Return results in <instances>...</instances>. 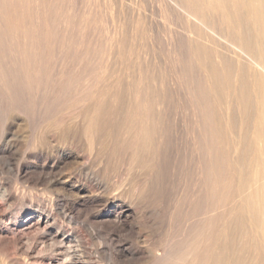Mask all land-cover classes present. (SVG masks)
I'll return each mask as SVG.
<instances>
[{"label":"rangeland","instance_id":"obj_1","mask_svg":"<svg viewBox=\"0 0 264 264\" xmlns=\"http://www.w3.org/2000/svg\"><path fill=\"white\" fill-rule=\"evenodd\" d=\"M20 1L21 0H19V2ZM34 1L36 2V4L33 3ZM44 1L42 0L41 2L43 4L47 3V0L45 2ZM49 1H51V2L56 1V2H52L55 4V5L53 4V6H52L51 2L49 3L48 7L46 4L44 5L47 8H49V6L52 7V8H49L50 12L52 11V13H53L54 9H57L59 7H60L59 9L62 8V10L64 8H66L63 10L65 12L57 9V12L58 11L60 13L62 12L60 15L63 16V18H64L63 19L58 13L59 19L62 18V20L58 19L59 20L58 23L60 26H61V24H63L61 26L62 28L58 25L59 26L58 30H60V28H61V30L64 31L63 26L64 27L66 26V29L69 28L68 29L69 31L65 29L64 32H66V31L70 32V33H68L69 36L73 35V37H71V39L65 40L68 42V44L66 42H63V41L60 42L61 40L57 41V45H58L57 47L60 49L58 50V48L57 49L55 48V61H57L56 64L60 63V61H59L60 59H58L60 56H61L60 58L62 60H66L67 58H68L67 61L70 60L69 57L71 55H69V54L73 53V50H72L73 47L71 45H72V43L77 42V41L78 42L84 41L83 43L85 44V46H83L82 50H87V51H83V53L85 52L84 54L89 52L90 49L94 53L93 54L90 51L88 54H86L87 56L92 57V60H91V58L87 57V59L88 58L90 59L89 62L87 61V59L85 61L86 65H89V66H86L85 68L90 69V70L88 69L89 71H87L88 74H83L84 71H81L80 69H78L79 73L76 71L77 75H80V76L82 75V77L85 75L84 78L87 79L86 83L88 82L89 84L84 83V87L85 86L90 87V90L87 88L88 89V91L86 92L87 95L85 96V98H83V100H80V102L75 101V103L73 104L75 106H73L72 103L68 104L66 107L71 106V109H68L69 107L68 108L65 107V110H68L66 112H70L69 110L72 111L70 113H73V111L76 112L75 110L78 107L77 112H79V114L81 112L84 113V112H87L92 107L91 104L94 103V101H93L94 98H96L95 102H97V99H98V101H100V107L102 108V110L104 112V116H106V119L104 117L103 122H102L104 124V125L102 124L103 128H105L106 126L113 128V129L110 128L111 129L110 131L113 130L112 131L113 134L112 133L110 134L111 142H112V139H114L113 142L116 145L111 146L110 149L112 152L116 149L115 156L117 154L119 155V156L117 155L116 158H114L115 156H111V158H113L112 159L113 162H116V165H118V163H117L118 161H119V165L122 164L123 162H125L126 160L128 161L130 159L129 153L133 152V150H134L133 149L134 147L132 145L133 143H132V140L130 137L131 136L130 133H132V134H134V132L136 133V130L138 131L139 126H145V127L150 126L149 131H151V125L153 124L152 125V131H151V133L152 132L153 133L150 134L149 132L143 131L142 136L148 137L150 139L153 138V141H155L154 137L156 139H158L157 136L160 137L158 140L155 141V143H157L155 145H157V146H154V144H152L153 141L148 143L149 147L150 146L151 147H150V149L147 150V155L150 154L149 157L151 156L152 159H154L153 156L154 157L156 156L155 157L156 160H154L155 161L154 162L151 159V157L149 158L151 160L148 159V161H152V163H154V165L152 164L154 168L152 167L151 170L150 169L147 170L148 169L147 168L145 170L144 169L141 170L142 172H139L140 170L137 171L138 169H135L136 172H132L133 171L132 170L131 171L132 174L130 173L131 174L130 176H132V177L127 176L126 182L128 181L127 182L128 185H127V187L125 186L124 190L125 189L129 190L133 186H135L134 188L138 187L139 189H145L147 187V189H145L144 196L138 198V200H136V202L134 204L136 206L132 207V206H130L131 205L130 201L127 199H124L125 197L122 198L120 196H117V197L110 196V195H107V193H105L104 191L98 190L97 188H95L94 184L91 183L86 178L85 174L81 173V170L83 167V168H87L89 171L92 170L91 171L92 173L95 172V173L100 174L102 177L103 176L102 174L104 173V171H103L104 165L101 167L100 164H102V163H99V162L102 161L101 158L107 159L108 156H106V155H105V157H104V155H103V157L99 156L100 157V159H99V157L96 156L97 155L96 153H94L92 155L87 149L82 147L84 145V143L81 142V140L79 139L80 137L76 136V134L73 133L74 131L73 132H69V131L67 132L65 130L68 127V125H69L68 129L73 130L72 127L76 126V124H74L75 121H73L74 126H72V123H70L72 120L69 122L66 121V123H63V124L57 123L56 126L55 125L53 126L54 128L55 127H57V128L62 127L61 130L64 128L63 129V130H65L64 134H67V135H64L63 131H57V130L52 129L51 128L52 126L47 122L45 124V121L43 120L42 116L39 117L32 110V108L25 109V108H19L18 107L19 108L18 109L13 103H12V105H14V106L9 104L10 101H7V103H2L1 100H3V102H6V100L4 101L3 98H0V101H1L0 107H2V109H3V110L0 109V111H1L0 112V264H84V263L85 264H91V263L92 264H172V261H173V264H182L184 261L189 262V260H190V262H189L190 264H194L193 262H195V264H202V262L200 263V260L201 261L203 260V264H207L208 261H209L208 264H212V263L213 264L214 263L215 264H217V263L225 264V263H223L225 261H226V264H229V263L232 264L233 262L231 263V261L236 262V260H240L239 258H241V261L243 258L247 259L250 256V250L245 251L244 248L246 247V242H248V240L250 241L251 239H253V234L250 235L251 237L249 236V234H251V232H253V231L250 230L251 227L248 226L249 225L248 222L245 221V223H244V220H243L244 214H243V212H241L243 208L241 209V206H239L240 204H238L239 191H237L239 186H240L239 181L241 182L242 179L240 178L241 179L240 180V179L236 178L235 176L238 174V176L240 177L239 171L241 169H243L242 166L248 167L247 165L249 164V167H250V165H251L250 162H252V159L250 157H252L251 155H252L253 150H251L252 149L251 148L252 142L250 143L249 140L251 141L252 130L248 126L249 125L251 127L254 126V124H255L254 119H255V117L256 118L259 117L260 111L258 110V108L260 109L259 106L262 105V102L260 100H258L259 99L258 95L255 96L258 98L254 99L255 98L254 95L258 94L257 93L258 89H257V87H254L253 88L254 90H253L251 87H249L250 84H247V81H245L246 80V77L244 75L245 73L242 74V75H244L243 80L245 79L244 80L245 82L244 83L241 82V84L242 85L244 84V86H245V87L243 86L244 91H243V89H242L243 92L240 90L242 88L240 86L241 84H240V82L238 83L236 81H243L242 77L239 78V73L241 74V72L243 70L241 67L242 64H240L241 66L238 65V63L235 65L236 71L240 70V72H235L236 75L234 78L233 77L234 73H231V75L228 76L230 74V69L228 70V68H227L228 63L227 64L225 63V61L227 62L229 60V58L226 55H229L230 53L231 54L235 53V55L242 54V53H244L243 52L244 48L248 46L246 43L248 42V39L250 38V36H248V34H251V31H246L248 29L246 27H249V29H250V26H249L250 21L248 24L245 22V21H247V18H246L247 14H246V12L243 13L244 10H242L243 9L242 6H238L239 4L240 5L242 4L241 2L243 0H233V1H237L235 3L232 2L231 0L230 1L227 0V1H229L228 2L229 6H228V4H226L225 9H223V10H225V13H227L228 11H232V10L233 11L231 13H229V12L227 13L228 24H229L230 28H228V26H226V32L223 29V31L225 33L222 31V29H221L222 27L220 26V23H218V19L221 18L219 16H222V13H223L222 8L218 9L217 11H215V13L213 15H211V18L208 21L209 24L207 22L204 26H199L198 24H194V22L197 23L194 18L196 16H199V12H200L199 10H201V9L206 10L205 5H206L207 0H197L198 3H199V1L201 2L199 4H197L196 0H194L193 2H191L192 0L191 1L190 0H184L185 2L180 0V4L183 2L180 6L182 8V10L179 9V10H181V14H180L181 18H179L177 16L178 12H175V10L173 11V9H171L172 7H170V5L168 6L166 4L167 3L166 0H160V1L159 0H102V1L101 0H85L86 4L89 7H87L85 2L83 3L84 0H82V1L81 0H66V2L68 4L65 3V0H64V2H63V0L61 2L59 1L60 5L62 7L59 6V4L57 3L58 0H49ZM69 1L72 5H73V3H75L73 5V7L69 6V5H71V4H69ZM195 1H196V3H194ZM220 1L222 2V0H220ZM27 2L29 4L31 1L30 0H24V1L22 0L19 3L18 6L19 7L22 6L24 8L22 10L20 8L19 9L20 11L15 10V9L19 8V7L17 8V6H16V1L12 2V5L14 7H16L13 9V11L16 12V13H14V15L15 14L17 15V16L12 15L13 19H14V17H16L14 20H12V22L14 23L13 25H15L17 23V21H19V23H20V21H22L20 24V25H22L21 27L19 26V23L16 24L17 26L15 25L16 28H18V29H20L24 26V24H22V23H25V21H27L26 23L28 24L29 23L28 21L31 19H32V22L34 21L35 23L34 22L33 23L36 24L37 19L35 18L33 20V18H34L33 16L35 15L36 12H34L33 10H34V8H36L38 6V4H41V2L39 3V2H37V0H32V2L30 4L33 7V9H31L32 7H30V4L28 5ZM203 2H205L204 6L202 5ZM24 3L27 4L28 6L24 5ZM62 3H65L66 7L64 5H62ZM81 3L84 4L86 7L84 5H82ZM191 3H193V4H191ZM230 4H232V5H230ZM75 5L77 6L76 8H75ZM198 5H199V7H198ZM221 5L222 4H220V6ZM243 5H245V4H243ZM81 6H83V7H81ZM28 7H30L29 10H28ZM53 7H54V9H53ZM184 7H187L186 9L190 13L189 15H186L188 12L185 13V11H187V10ZM239 7H240V9H239ZM68 8L71 9V11L67 10ZM77 8H78V10H77ZM81 8L85 9V10L87 9V10L83 11ZM188 8L193 13L190 12V10ZM72 9H76V10H72ZM79 9L81 10V13H82L81 15H80ZM31 10H32L33 15H32V13H28V12H31ZM194 10H196V11L194 12ZM219 10H220L221 15L219 14ZM74 11H76L77 14L79 11L80 17L77 14H75ZM240 11H243V12L241 13ZM17 12L18 13L20 12V13L17 14ZM57 12L55 10L54 14H52L53 18L51 15H50V17L52 19L57 20V18H56V17H58V15L56 14ZM66 12H67V14H66ZM69 12H70V14H69ZM83 12H84V14H83ZM233 12H235V13H233ZM26 13L30 14L32 17ZM73 13L75 14L76 17L73 16V18H75V19L71 20L70 17H68V16L74 15ZM179 13H180V11H179ZM194 14H197V15L195 16ZM229 14H231L232 16ZM24 15L26 16L25 18H24ZM66 15H67V19L71 20L70 22L67 21V19L65 18ZM82 15H84V16H82ZM214 15H216V16H214ZM20 16L22 18H24L23 19L24 21L21 20ZM212 16H213V18L215 17V20L217 23L215 22V20L211 21V19H213ZM29 17L31 19H29ZM35 17H37V16L35 15ZM51 18H48V21ZM186 18H187V20H186ZM17 19H19V20H17ZM84 19L89 20V25H84V23H85ZM188 19H189V21H188ZM232 19H234L236 21V23L234 22V24H233ZM56 20L50 21L49 24L52 22H54V23L57 22ZM79 20H82V23ZM191 20H193L192 21L193 24H192ZM230 20H231V22H230ZM66 21H67V24L68 23L71 24V28H70V25H69V27H68V25H65ZM73 21H76V22L73 23ZM91 21H93V22H91ZM186 21L188 23L189 22H191V23L187 24ZM32 22H30L28 25L25 23L27 26L25 25L24 28H22L23 29L22 31L30 32V30L32 31V28H33V30L38 28L37 26H34V24ZM87 22L88 21H86L85 24H87ZM94 22H96L97 24H95ZM211 22H212V25H211ZM76 24H78V25L82 24L85 27H83L82 25H80L78 27ZM213 24H215V25H213ZM237 24H239V25H237ZM240 24H242V25L240 26ZM243 24H245V26ZM185 25H188L190 29L188 28V26H185ZM197 25H198V27H197ZM206 25L209 27H207ZM140 26L141 27L143 26L144 28L143 27L141 28ZM150 26H152V27H150ZM216 26H218L217 27L218 31L216 29ZM236 26L237 27L239 26L238 28L240 30H237ZM27 27H29L30 30L29 29L25 30V28H27ZM52 27H54L53 24H50L49 28L47 27L46 29L52 31L54 29ZM80 27L81 28L83 27V28L80 29ZM86 27L90 28V29L88 28L89 31L86 30L87 29ZM149 27L152 28V30L149 31L148 30V29H150ZM184 27H185V29H184ZM192 27H194L196 29L198 28L199 29V30H197L198 33L195 32L196 29H194V28L191 30ZM205 27H207V29ZM211 27H212V29H210ZM241 27L243 30H241ZM77 28L79 30H77ZM203 28L205 30H203ZM56 29L57 28L54 29L55 32H56ZM71 29H74V32H81V34L80 33L79 34L78 33L72 34ZM215 29H216V31H215ZM230 29L232 30L233 33L230 31ZM144 30H145V32H144ZM182 30H185V33L186 32L187 33L185 34L184 31L182 33ZM189 30H191L190 33L188 32ZM227 30H229V31H227ZM192 31L196 34H193ZM202 31H203V33H202ZM234 31H235V34H234ZM245 31L247 33H244ZM82 32L84 35L86 34L85 35L86 37L83 36ZM230 32L233 35L230 34ZM226 33L228 36L225 38ZM237 33H239L241 36ZM241 33H244V35ZM77 34L81 38H78ZM217 34L220 37L224 36V34H225V36L223 38H220L219 36H217ZM246 34H247V36H246ZM242 35H243V37H242ZM215 36H216V38H215ZM201 37H203V38H201ZM212 37L214 38V40ZM233 37L235 38L234 40H233ZM82 38L83 39L86 38L87 40L86 39L83 40ZM211 38H212L213 42H212ZM72 39H73V41H71ZM188 39H189V41H187V42H190L189 44L186 43V40H188ZM195 39H196V41H195ZM216 39H218V40H216ZM242 40H244V41H242ZM191 41L194 44V46H192L193 44L191 43ZM193 41H195V42H193ZM199 41H200V43H199ZM232 41L234 43H232ZM238 41H240V42H238ZM245 41H247V42H245ZM87 42H88V44H86ZM242 42H244V43H242ZM90 44L92 45V47ZM175 44L179 47V49ZM216 44H218L219 46H217ZM238 44H240V45L237 46ZM241 44H242V46H241ZM86 45H88V46L90 45V47H88ZM188 45H190V47ZM195 45H196V48H194ZM197 45H198V47H197ZM222 45H224L226 47L224 48V46H222ZM245 45H247V46H245ZM66 46L70 51L67 48L65 49ZM215 46H217L218 48ZM227 46L230 47V49H228ZM243 46H245V47H243ZM63 47H64V51L65 50L69 51V52L65 51L64 57H63L64 51H61V49L63 50ZM84 47H86V48L88 47V48L84 49ZM95 47H96V49H95ZM238 47H240V48H238ZM200 48H202V49H200ZM213 48H214V50H213ZM235 48H238V49H235ZM247 48H249V46ZM93 49H95L96 51L99 50L98 53H96V51ZM187 49H189V51ZM194 49H198L200 51V53H196V52H198V50L195 51ZM203 49H205V50H203ZM219 49L221 51H224V52H221ZM225 49L226 50L228 49L227 50L228 53ZM231 49L233 50L234 53H232ZM57 50H58V52H57ZM209 50H210V52H209ZM211 50H213V51L211 52ZM215 50H218V51H215ZM100 51L103 54H101ZM185 51L186 52L188 51L189 55H187V54L185 55ZM202 51H205V52H202ZM240 51H242V52H240ZM245 51H247V50L245 49ZM202 53H204L203 56L205 54L207 56L205 55L204 57L203 56L201 57ZM92 54L95 56H93ZM96 54H99L100 57L96 56ZM196 55H197V57H195ZM74 56L76 57L77 55H74ZM209 56L211 57V59L214 56H218L219 59L221 57H224V58H221V61H224V62H221L218 59L220 62H218V60H217L218 63L214 62L211 65L209 62V59H210ZM65 57H67V58L65 59ZM93 57H94V60H93ZM97 57H99V58L102 57L101 58L102 60L97 58ZM203 58H205V61H206V59H208L207 62L210 65L207 62H205ZM90 61L95 62V64L93 62H90ZM97 61L100 63L99 66L101 67V68H99V70H98L99 66H96V68L93 67L94 65H98ZM91 63H93V64H91ZM200 63L201 64L204 63V64H202V66H201ZM215 63L217 66L219 64V66L218 67L215 66ZM220 63H221V66H220ZM222 63L226 64L227 67L225 65V68H222V67H224ZM199 65H200V67H199ZM206 65H208L209 67L211 66L210 69L206 68V67H208ZM204 66H206V67H204ZM213 66H214V68H212ZM238 66H240V67H238ZM2 67H0L1 68L0 69L1 74L4 71H7V70H4V69H7V68H5V66H2ZM92 67H93V69L95 68V70L92 71ZM196 67H198V69ZM220 67L222 69H220ZM204 68L207 69V70H205V73L203 72ZM215 68H217V69H215ZM199 69L202 70L201 71L202 73L199 71ZM210 70L214 71V73L211 72ZM215 70H216V74H215ZM218 70L221 72L217 73ZM222 70L225 73L227 70L229 72L227 71V73L225 74ZM96 71H97V73H96ZM206 71H207V73H206ZM94 72H95V75H94ZM6 73L7 72H4L2 75L6 74ZM89 73L93 74V76H91ZM200 73H201V75H200ZM207 74H209L210 77H212L211 74H213V77L211 78V80H212L211 82H209L210 78H208L209 75H207ZM237 74H238V77H237ZM205 75L208 77H206ZM217 75H219V78H217ZM225 75L228 77L226 78ZM242 75H240V76H242ZM89 76H90V78H88ZM214 77L216 79H214ZM223 77H224V79H223ZM94 78H96V79H94ZM230 78H231V80L229 81ZM139 79H141V80H139ZM90 80L92 81L93 84L91 83ZM93 80H95V82ZM215 80L216 81L219 80L220 83L217 81L218 82V85H217L216 84L217 82L215 83ZM223 80L224 81L226 80L225 83H223L224 82ZM138 81H140V82H138ZM203 82L205 84H201ZM212 82H214L216 85L214 86V83H212ZM221 82L224 85L221 87L223 89H225L222 91H220V89H218V88H221V87H219ZM139 83H141V85ZM199 83L201 85H199ZM230 83H231V85H228ZM192 84H194L196 86H194ZM206 84L208 87L205 86ZM232 84L236 88H237V86H240L238 90H240L241 92L238 91L237 89L235 91V88L232 89V87H233ZM237 84H239V85H237ZM246 84L248 86H246ZM137 85H138V87H137ZM210 85H211V87H209ZM225 85L227 87H225ZM141 86H142V90H140ZM187 86L188 87L190 86V87L188 88ZM197 86L198 87L201 86L198 89L201 88V89H203V91L205 90V87H206V89H208V90L204 91V92H206V94L201 89H200V92H197L199 90L194 89ZM216 86H218V87H216ZM229 86H232V87H229ZM192 87H193V91H192ZM202 87H204V88H202ZM246 87H249V89H247ZM250 88L253 91H255L257 89L256 93L251 92L252 90L250 91L252 93L251 96L254 94L253 95L254 98L253 97L251 98V96L250 97L248 96V94L250 95V92H249ZM138 89H139V92H138ZM211 89H212V91H211ZM215 89L216 90L218 89L219 91L217 90V92H216ZM228 89H229V91H228ZM246 90H248L247 94H245ZM141 91H142V93H141ZM195 91L197 93H195ZM201 91L204 94H202ZM210 91H211V93H213V91H214V93H213L214 96L211 95ZM102 92H103L104 97L101 95ZM112 92H114V93L112 94ZM117 92H119V93H117ZM135 92H137V93H135ZM189 92L192 93L193 96H190L191 94H189ZM222 92H223V96H222ZM104 93H106V95H104ZM194 93H195V96L197 94L199 97L198 96L195 97ZM198 93H200V94H198ZM217 93H219L221 95H219ZM242 93H243V95H242ZM114 94L115 95L119 94V96H121V98L118 96L119 99H117L118 97L115 96ZM141 94L143 95L141 97L144 100L141 99V97H139ZM163 94H165V95H163ZM99 95H100V97H99ZM110 95H111L112 99L110 98ZM112 95H114V97H116V98L114 99V97ZM146 95H147V97H146ZM149 95L151 97H148ZM217 95H219L218 98L216 97ZM232 95H234V96H232ZM240 95H242V96L239 97ZM93 96H95V97H93ZM107 96H109V97H107ZM201 96H203L204 98H202ZM245 96L247 98L249 97L252 99V100L248 99L250 104H249L248 100L245 99L246 98ZM90 97H91V99H90ZM221 97L223 98L222 99L223 102L221 100ZM224 97L225 98L227 97V98L225 99ZM87 98H89V99H87ZM150 98H152L153 100L152 99L150 100ZM209 98H212L213 100L212 99L210 100ZM236 98H240V99L242 98L243 100L241 101L239 99L240 100L239 101ZM107 99L109 101H107ZM206 99L209 100V102H211V104L210 103L208 104V101ZM224 99L226 102L228 101L227 102L228 104L226 102H224ZM115 100H116V103L114 102ZM118 100H120V101H118ZM217 100H219V102L221 101L220 104H219V102H217ZM236 100L239 101V103ZM255 100H257L259 102L257 103V101H255ZM104 101H107V103L110 102V105H108L109 103L106 104V102H104ZM141 101L142 102L146 101L145 103L147 104V107H150V108L152 107L153 111H152V108L151 109L147 108L146 105H144V103L142 104ZM149 101H151V103H149ZM156 101L158 103L157 106H155L157 104ZM235 101L237 102V104ZM205 102H206V105H205ZM240 102H242V103H240ZM101 103L103 106L101 105ZM119 103L123 104L124 106H126L128 108L126 109V107H124L123 105H121L123 107H121V106H119V107L123 108L124 110L118 108L117 105ZM130 103H131V105H130ZM148 103L150 105H148ZM198 103L201 105L202 109L205 108L207 110L212 107L210 105H213L212 110L214 109L215 111L214 110L211 111L209 109L207 112H209V113L213 112L214 114H212V113L210 114L213 121H216V123L220 122V124L218 123V125L216 123L214 124V137H216V138L212 137V139H210L207 136L206 129H208V128L204 127V128H206L204 130V131H206L205 133L203 130H201L203 128V126H206L205 123H206V120L208 117L204 116L203 111L206 114L205 109H203V111H202V109L198 107L199 106ZM203 103H204V105H203ZM223 103H225L226 105L225 104L223 105ZM78 104H80V105L78 106ZM134 104L136 107L134 106ZM137 104H138V106H141V107H138ZM215 104L217 105V109L215 108L216 107ZM218 104L220 106L223 105V107L219 106V108H218ZM235 104H236V107L238 105H240V106L243 105L242 106V108L244 107L243 110H241L240 107H238L239 109L238 108L236 109ZM3 105H5V106H3ZM9 105H11L12 107L15 108V109L13 108L14 111L12 110L11 106H10L11 108L7 107ZM128 105H130V107ZM230 105L233 106V110L230 108V107H232ZM244 105H246L247 107H245ZM109 106H111L110 109H109ZM132 106H134V107H132ZM226 106L229 109H227ZM249 106H250V108H249ZM224 107L226 108V110ZM255 107L257 109H255ZM73 108H74V110H72ZM106 108H107V110H106ZM112 108H114V110H112V111H115V112H113L111 114H115L116 119L119 117L117 119L118 121L114 119V116L111 117L112 115L111 116L109 115V110H110V112H112L111 111ZM133 108L136 109L137 112H135V110ZM247 108H248V110H247ZM20 109H22V110H20ZM142 109H146V110H142ZM254 109H255V112L253 111ZM31 110H32V112H31ZM119 110H120V112H119ZM138 110H140L142 112L144 111V113L147 112V114H149L150 117H152L151 115H153V116L156 115L155 118L156 119L160 118L159 119L160 121L159 120L156 121V119L154 117H152L153 119L150 118V119L142 121L141 119H139V118H141L139 114H141L142 112H140V111L138 112ZM229 110H231L235 115ZM256 110L258 112H256ZM121 111H123V113L127 111L128 113L126 112L125 113L126 115L127 114L129 115L131 113L128 117H130L132 115L135 118L130 117L131 118V121H130V120H128V117L126 115H122L123 113ZM219 111L221 113H224V112L227 113L228 112L229 113L228 115L230 117L227 114L221 115ZM239 111H241V112L243 111L246 113V114L242 113V115H241L243 119H246V121H244V123L245 122L248 123V124L245 123V125H247V126H245L246 129L244 128L243 137L246 138V135H247L246 139H248V140H246V141L248 142V144L251 145V146L250 145L248 146V144H246L247 142L245 141L246 143L244 145H247L248 148L244 146L243 153L246 150L247 153L249 152V154H247L245 152L246 153V154L244 153L245 156L243 153H242L243 156H240V158H241V157H246V155H248L247 156L248 158L246 157L247 159L241 158V159H243L242 161L245 160L242 163V165H239L242 162L241 159L236 157L235 153H233L234 152L233 144L231 145L232 148H230V150L232 152L230 151V153L228 151L229 144H227V143L231 144L233 142L232 138L233 137L235 138L237 136L238 132H236V131H235L236 134L229 133L230 135L233 136V137H230V139H229L230 135L227 132H234V130H235L234 125H237V124H235V122H238L237 117H238V115L241 114V113H238ZM247 111H249V112H247ZM105 112H106V114H105ZM160 112H161V114H160ZM198 112H199V114H197ZM253 112H254V114L258 113V117L256 114H255L256 115L255 116L253 114ZM117 113L118 114L120 113L121 118ZM133 113H135L136 115H134ZM157 113L159 114V116ZM201 114H202V116H204L203 118L205 120H203V118H201V119L199 118L201 116ZM60 115H61V113L59 112V115L55 116V121H58V118H59L58 122L64 121V120L63 121L61 120V118L59 117ZM108 115L110 116L109 118H111L110 119L111 121H112V119H113V121L114 120L115 121L111 122L109 120V118L107 117ZM206 115H208V114H206ZM122 116H123V118H122ZM138 116H139V118H138ZM141 116H142V114H141ZM225 116L227 117V119H225ZM217 117H218V119H217ZM220 117H221V119H220ZM245 117H248V118L251 117L250 119L252 121L248 118H245ZM124 118L125 119L127 118V119L124 120ZM234 118H235V120L236 119L237 120L235 121ZM107 119L110 123L109 125H108ZM135 119H137V120H135ZM154 119H155V122H154ZM122 120H124V122ZM133 120H134V123H132ZM149 120H151V122H147ZM223 120H225V121H223ZM231 120H232V123L229 122ZM256 120L257 119H255V121ZM55 121H54V123H55ZM105 121L107 124L104 123ZM119 121H120V124L123 122L124 126L126 125L128 127V125H129L130 128L132 125L135 124L134 126H136L137 128L134 127V129H135L134 132H131V131L128 132L127 131L128 128H126V126L124 127L123 124L121 126L119 124ZM139 121H141L140 124H138ZM158 121H159V124H158ZM233 121H235V122H233ZM142 122H143V124H141ZM201 122H203V123H201ZM43 123H44V125H43ZM126 123H128V124H126ZM131 123H132V125H131ZM144 123L146 125H144ZM156 123H157V126L154 125ZM251 123L253 126L251 125ZM136 124H138V125H136ZM238 124H239V122H238ZM116 125L117 126L119 125L121 130L118 126V130H119L118 131L117 128L115 127ZM49 126H51V127H49ZM113 126L115 127L116 131H115ZM201 126H202V128H201ZM219 126L221 129L215 128V127H219ZM223 126H224V129H222ZM227 126L229 128L231 126L230 131H229V128ZM41 127H42V129H41ZM122 127H124V128H122ZM153 128L155 131L153 130ZM157 128H159V129H157ZM160 128H161V130H160ZM225 128H226V130H225ZM227 128H228V130H227ZM247 128L250 129L251 131L247 130ZM122 130H123V132H121ZM200 130H201V132H200ZM215 130H217L218 132H216ZM221 130L222 131L224 130V132H222ZM231 130H233V131H231ZM124 131L126 132L125 135H124V133H125ZM202 131H203V133H202ZM248 131L250 133H248ZM119 132H120V134H119ZM155 132L156 133L158 132L159 135L156 134ZM159 132L161 133V135L163 134L162 135L163 137L160 135ZM163 132H165V133H163ZM122 133H123V135H121ZM218 133H219L220 137L218 136ZM225 133H227V134L225 135ZM117 134H119V135H117ZM147 134H149V135H147ZM203 134L204 135L206 134V135L204 136ZM222 136L223 137L225 136L224 137L225 139H223ZM226 136H228V137H226ZM249 136H250V139L248 138ZM128 137L130 138V141H131L130 143H129ZM64 138H65V140H64ZM120 138H122L121 141H120ZM115 139L116 140L119 139V140L116 141ZM125 139H127L128 142ZM162 139H163V141L165 139L164 144H162L163 143ZM217 139H219V140H217ZM221 139H223V140H221ZM226 139H228L230 141H228ZM202 140L205 142H202ZM207 140L208 141L210 140L209 141L210 143H208ZM213 140H215L214 142H216V143H213L212 142ZM217 141L222 143V144H224V143L225 144L224 145H222V144L217 145L218 144ZM206 142L211 147L216 145V146H214V148H216L217 150L219 149V151L227 150L228 152L227 151L218 152L213 147H212L213 148L212 149L210 146L207 145V148H209L208 149L209 151H208L207 148L205 149ZM126 143L131 145L130 150L128 148L125 149V147L122 146V144L127 146L128 144H126ZM150 144H152V145H150ZM158 144H159V146H158ZM112 145H113V143H112ZM119 145H121V146H119ZM129 145L127 147H129ZM160 145H163L164 148ZM116 146L119 149L120 148L121 149L119 150ZM221 146H223V148ZM155 147H158V149H156ZM210 148L212 149V151H210L211 150ZM249 148H251V149H249ZM110 149L106 150V151H110ZM117 149L119 151H117ZM122 149H125L126 151L127 150L128 151L126 152L125 150H123V151H125V152H123ZM131 149H133V150L131 151ZM154 149H156V150H154ZM203 150L204 151L206 150V152H204ZM111 151H110V153H112ZM120 151L127 154L128 156L123 154ZM157 151H158V153H157ZM161 151H164V152H161ZM213 151H216V152H213ZM151 152L152 153L154 152V153L152 154ZM204 153L205 154L207 153V154L205 155ZM215 153H218L220 155L215 154ZM232 153L234 154L235 160L233 159ZM107 154H108V152H107ZM158 154H159V157H158ZM222 154L223 155L225 154V155L223 156ZM207 155H209L210 157H208ZM216 155H218V157H216ZM204 156H206V158ZM219 156H221L222 158L224 157V159L226 158L225 159L226 161H224V159H222V158L219 159ZM207 157L211 158V159H209L207 161V159H208ZM212 157H214V158H212ZM119 158L122 161H120ZM146 158H148V157H146ZM157 158L159 159L160 162L157 161L158 160ZM237 158H238L239 163L236 162ZM98 159L100 161H98ZM201 159H202V161H201ZM227 159L228 160L230 159L229 162H227L228 161ZM161 160H163V161H161ZM211 160H212V163H210ZM233 160L235 163L234 164L230 163ZM203 161H205V162L203 163ZM213 161H216L217 164ZM222 161H224V162H222ZM120 162H122V163H120ZM161 162H165V163L162 164ZM199 162L203 163V165L204 164L205 165L207 164V165L203 166ZM157 163L160 165H158ZM236 163H237V165H236ZM244 163H245V165H244ZM155 164H157L156 166H159V167H157V169L155 168L156 167ZM161 164L163 167L161 166ZM215 164H216V166L218 164L219 165L221 164V165H220V167H219V165L216 167ZM211 165L213 166V169H212ZM225 165H227L228 170L227 169L223 170V167L226 168ZM230 165H231V167H229ZM232 165H234V167L237 166L238 169H236V168L233 169ZM160 166H161V169H160ZM201 167L203 169L205 168V170H203ZM208 167L209 168L211 167L212 170L211 169H210V171L207 170ZM214 167L216 170L214 169ZM200 168H201V170H200ZM119 169H120L119 170L120 173L118 172V174H114L113 175L114 177L110 180H107L106 182H108L109 184H112V185L114 183L115 184L119 183L121 181L120 177L125 176V175H123L124 171L122 170L123 173L121 171V169H122L121 166H119ZM218 169L219 170L222 169L223 171H226V173H224V172L222 173V170L219 171ZM229 169H233V171H231L232 174L230 173V175L228 173V172H230ZM234 170H235V173L237 171H238V173L235 174ZM152 171H153V173L155 172V174H153ZM199 171H201V173H199ZM202 171H204L206 173L204 174V172H203V174H202ZM213 171H215V173H217L216 171H218V173L220 175H218V176H217V174L215 175V173ZM137 172L140 173V176L136 174ZM208 172L210 173V177L208 176L209 175ZM211 172L213 175H211ZM156 173H160V174H156ZM196 173H199V174H196ZM224 174H225L226 180L228 178L230 179L231 175H232L231 176L232 179L233 178L234 179L233 180L232 179L227 180V181L224 180V178L221 179V177H224ZM153 175L155 176V178ZM198 175H200V179H199ZM203 175H206L205 177H207L206 178L207 180L205 179V177ZM151 176H153V177H151ZM156 176L159 177V178H157L159 180L156 179ZM160 176L162 177V179L160 178ZM212 176H214V177H212ZM147 177H149L150 179ZM215 177H219L220 180H218V182H217L216 181L217 178H215ZM144 178H147L145 180H148V181H145ZM153 178L155 179V181H153ZM208 178H210V180L213 182L212 183L213 186H211V181ZM235 179L238 180V181L237 180L235 181L236 185L233 183ZM150 180L152 181V184L150 183V185L152 187L149 186V183H148V182H150ZM223 180H224V182H223ZM214 181H216L215 184L220 182L219 185L218 184L215 185ZM229 181H231L232 184L229 183ZM146 182L148 184H146ZM153 182H154V184H153ZM155 182H156V184H155ZM222 182L225 184V186H228V187H224L223 186L224 184ZM143 184L144 185L146 184V186H144ZM139 186H141V187H139ZM142 187H144V188H142ZM213 187H215L216 191L214 190ZM219 187H220V190H219ZM236 187H237V189H236ZM230 188H234L235 190L233 189L231 191ZM214 191H215V193H214ZM220 191H221V194L219 195ZM234 192H235V194H234ZM212 194H214V196ZM215 194H216V196H215ZM178 195H179V197H178ZM231 195H233V196H231ZM234 195H236V196L238 195L237 198ZM218 196L219 197L221 196L223 198L220 197V201H219ZM211 197H213V198H211ZM231 197H234V198L231 199ZM224 199H225V202H223ZM230 199H231V201L229 202ZM180 200H181V202H180ZM216 200H217V202L219 201L218 204H216L217 203ZM221 200H222V203H221ZM208 201H209V203H208ZM211 201L215 202L216 206H214V204L211 203ZM234 202L237 204L234 205L235 204ZM224 203H227V204H224ZM220 205H222V206H220ZM225 205L226 206L229 205L228 207H226V209L228 208V211L225 209ZM233 205H234V207H233ZM213 206H214V208H213ZM238 206H239V208H238ZM207 207L209 209H212L213 211L208 210ZM220 207H221V209H219ZM237 208H238V212L235 211V210H237ZM207 210L209 212H211L212 216L210 213L209 214L206 213V212H208ZM219 210L221 212H219ZM213 212H215V213H213ZM218 213H219V215H217ZM227 213L230 215H228ZM238 213H240V214H238ZM225 215H226V217H225ZM231 216H232V218H231ZM236 216H237V218L239 217L238 220H237V218H236V220L240 224L236 220L233 221V219ZM206 217H208L207 218L208 220L206 219ZM210 217H213V220ZM214 217H215V221H214ZM222 217H224L226 219L223 220ZM220 218H222V220ZM40 219L44 220V223H42ZM217 219H218V221H217ZM231 219H232V221H231ZM46 220H48V224H45ZM228 220H229V222H228ZM212 221H213V223H212ZM224 221L227 223H225ZM240 221L243 222L244 224L241 223ZM26 222H28V223H26ZM210 222H211V224H213V226L210 224ZM214 222H216V223H214ZM218 222L219 223L222 222V223L219 224ZM232 223H233V225H232ZM222 224H223V227H222ZM246 224H247V226H246ZM228 225H232V227H230ZM241 225L243 227L245 225L244 231L241 230V229H243L241 227ZM204 226H208V227H204ZM211 226L214 227L213 230L211 229L212 232L209 229V228H211ZM219 227L221 229L218 230ZM226 227H228V228H226ZM230 228L232 231H234L233 234H232V231H230ZM247 228H249V229H247ZM214 229L216 232L214 231ZM234 229H236V231ZM245 229H247V230H245ZM190 230H192L193 236L191 233H188V232H190ZM193 230H195V231H193ZM197 231H199V233ZM201 231H202V234H201ZM205 231H207V233H205ZM223 231L225 232L224 234H223ZM227 231L230 233L228 234ZM193 232L196 234H194ZM214 232L216 233V237L218 236L217 240H216V237H213L215 234ZM217 232L222 233V234H219L220 236H222L221 238ZM184 233H186L187 236H188V234H191V236L189 235L190 237L189 236L186 237L185 236L186 234H184ZM208 233L211 235L208 236L209 235ZM203 234L206 235L208 241L206 240V238L204 237L205 235H203ZM212 234H213V236H212ZM194 235H196V236L194 237ZM199 235H202L201 238ZM223 235H224V237H223ZM246 235H248L249 237ZM227 236H229V238ZM245 236H246V238H245ZM197 237H199L201 240ZM208 237H210V238H208ZM211 237L214 238V239L212 238L214 241H211L212 240ZM226 237L228 239H226ZM190 238H191V240H190ZM223 238H225L224 240L226 242H224ZM231 238H232V240H234L233 243L231 242L232 241ZM185 239H187V241ZM218 239H220V240H218ZM229 239H230V243L232 244L231 247L233 249L230 247L231 244H229ZM182 240H183V243H182ZM192 240H195V242ZM204 240L206 243L204 242ZM241 240H243V241H241ZM69 241H71V246H74V247L77 246V248H76V250H78L77 257H76L77 261H74L72 263L71 262L64 263V260L66 257V252L64 249L66 248V246H68L70 244ZM191 241H192V243H191ZM197 241H198V243H197ZM217 241H219L220 244L222 243L221 244L222 246H220V244H218L219 242H217ZM164 242H167V244ZM243 242H245V243H243ZM200 243H201L202 247H201V245H199ZM207 243L210 246L214 247V249L210 248ZM210 243L213 245H211ZM214 243H215V245H214ZM236 243H238V244H236ZM185 244H186V246H185ZM188 244L190 245V247H188L189 246ZM195 244H196V246H195ZM175 245L177 248L179 247V249L182 246L181 249L184 248L185 251L182 252L181 250L178 249V251L174 252V250H177ZM198 245H199V247H198ZM217 245L220 246V248ZM228 245H229V249H231V250L228 249ZM242 245H244L243 246L244 248L242 247ZM167 247L169 249H167ZM192 247L195 250H192ZM239 247H240V250H238ZM150 248L157 250L156 253L159 255L158 258L153 260L148 256H141V254H138L140 252V250L144 251L146 253L148 251V249H150ZM165 248L167 249V251H164ZM201 248L203 250H201ZM222 248H223V250L221 251ZM187 249H188V251H187ZM207 249H209V250H207ZM215 249H217V251ZM196 250H197V252H196ZM205 250H207L209 252H207ZM243 250L245 251L246 254L244 252H241ZM134 251L136 252V255L132 257L130 255V253H132ZM180 251L182 252V255H179V254H181ZM191 251H193L192 252L193 255L191 254ZM194 251L196 253H194ZM210 251H211V254L209 255ZM228 251L232 252L231 253L232 256H233V254H235L234 257H231V255H229L230 253ZM234 251H235V253H234ZM168 252L170 253V255L172 254V257L167 255V254H169ZM189 252H190V254H189ZM184 253H186L185 255H188V256L185 257V255H183ZM202 253H203V255H201ZM243 253H244V255H243ZM195 254H197L199 257H197V255H195ZM221 254H223L225 256H223ZM248 254H249V256H247ZM211 255H213V258L210 259ZM220 255L222 257H220ZM245 255L247 258H245ZM163 256L168 257V258L165 259ZM174 256H176V257H174ZM181 256H182L183 262H182V260H179V259H181ZM193 256H194V258H193ZM207 256L208 257L210 256V257L207 258ZM169 257L170 258L174 257V258L171 260ZM183 257H184V259H183ZM200 257L202 259H200ZM205 257H206V259H205ZM230 257H231V259H229ZM236 257H237V259H236ZM162 258H164L165 260ZM175 258H177V260ZM192 258L194 259V261ZM220 258H222V259H220ZM232 258H234V260ZM167 259L169 262H167ZM196 259H198L199 263H197ZM212 259H214L215 261ZM158 260H160V261H158ZM220 260H222V261L225 260V261L222 262ZM179 261L182 263H179ZM212 261H214V262H212ZM188 262H187V264H189ZM183 264H186V262ZM233 264H235V263H233Z\"/></svg>","mask_w":264,"mask_h":264},{"label":"bare ground","instance_id":"obj_2","mask_svg":"<svg viewBox=\"0 0 264 264\" xmlns=\"http://www.w3.org/2000/svg\"><path fill=\"white\" fill-rule=\"evenodd\" d=\"M14 1H16V6H17V8L19 7L18 5H19V3L22 1H20L19 2V0H0V67H2V66H5V68H7V69H4V70H7V71H4V72H7L6 74H4V75H2L1 73V75L4 77H2L1 75V77H0V98H3L4 99V101L6 100V102H3V100H1L2 101V103H7V101H10V103L9 104H11L12 105V103L18 108H25V109H28V108H32V110L40 117V116H42V118H43V120L45 121V124H46V122L47 123H49L51 126H49V127H51L52 129H54V130H57V131H63V134H64V132H65V130L68 132H73V133H75L76 134V136H78V137H80L79 139L81 140V142H83L84 143V145L82 146V147H84L85 149H87L92 155L94 154V153H96L97 155V157H99V156H101V157H103V155H104V157H105V155L106 156H108V158L107 159H102L101 158V160L102 161H100L99 159H100V157H99V159H98V161H100L99 163H102V164H100L101 165V167L104 165V173L102 174L103 176L101 177V175L100 174H98V173H95L94 171V173H92L91 171H89L87 168H83L82 167V170H81V173H84L85 174V176H86V178L91 182V183H93L94 184V186H95V188H97L98 190H102V191H104L105 193H107V195H110V196H114V197H117V196H120V197H122V198H124V199H127V200H129L130 201V206H136V205H134L135 204V202H136V200H138V198H140V197H142V196H144V194H145V189H147V187L145 188V189H139L138 187H136V188H134L135 186H133V187H131L129 190H127V189H125L124 190V188H125V186L127 187V185H128V181L126 182V180H127V176L129 177L132 173H131V171L132 172H136V170L135 169H138L137 171H139V172H142L141 170H145V169H147V170H151V168L153 167V165H154V163H152V161H148V159L151 157H149V155H147V150L148 149H150V147H149V145H148V143H150L151 141H153V138H148V137H143L142 136V133H143V131H145V132H149L150 134H152L151 133V131H152V125H151V131H149L150 130V126H139V128H138V131L136 130V133L134 132L135 131V129H134V127L135 128H137L136 126H134V125H132V123H134V120H133V122L131 123V128L129 127V125H128V127L126 126V128H128V132L129 131H131V132H134V134H132V133H130L131 134V140H132V145H133V149H131V151L133 150V152H130L129 153V155H130V159L127 161H125V162H120V163H122V164H120L119 165V161L117 162L118 163V165H116V162H113V158H111V156H115V151H116V149L112 152L111 151V146H115L116 144H114V142H113V140L114 139H112V142H111V136H110V134L112 133L113 134V130L112 131H110L111 129L110 128H112V127H105V128H103V119H104V117H105V119H106V116H104V112H103V110H102V108L100 107V101H98V99H97V102H95V100H96V98H94V103L93 104H91V108L87 111V112H84V113H82L81 111V113L79 114V112H77V108H76V112H74L73 111V113H70V112H72L71 110H69L70 112H66V111H68V110H65V107L68 105V104H70V103H72V105L75 103V101H77V102H80V100H83V98H85V96L87 95L86 94V92L88 91V89L90 90V87H84V83H86V81H87V79L86 78H84V76L82 77V75L80 76V75H77V72L79 73V71H78V69H80L81 71H84V73L83 74H88V72L87 71H89L88 69H86L85 67L86 66H89V65H86V59H87V57H89V56H87L86 54H88L90 51H91V49H90V51L89 52H87L86 54H84L83 53V51H87V50H82V48H83V46H85V44L83 43V42H74V43H72V50H73V53H71V54H69V55H71L70 57H69V59L71 60H68L67 61V57H65V59L66 60H62L60 57L58 58V59H60L59 61H60V63L59 64H56V62L57 61H55V48L57 49L58 47V45H57V41H60V42H66L67 44H68V42L67 41H65L66 39H71V37H73V35L72 36H69L68 35V33H70V32H64L65 31V29H66V26L64 27L63 26V28H64V31L63 30H61V26L63 25V24H61V26L59 25V20H62V18H63V16H61L60 14L62 13H60L59 11L57 12V9L58 10H61V11H63L64 9H66V8H64L63 10H62V8L61 9H59V8H57V9H54V7H53V13H52V11L50 12V9L49 8H52V7H50L49 6V8H47L48 7V5H49V3L51 2V1H49V0H47V3H42L40 0V2H41V4H38V6L36 7V8H34V12H36L35 13V15L37 16V17H35V15L33 16L34 18H33V20L36 18L37 20H36V24H34L33 22H32V19L29 17V19H31V20H29L28 22L30 23V22H32L33 24H34V26H37L38 28H36V29H34L33 30V28H32V31L29 29V27H27V28H25V30H27V29H29L30 30V32H24V31H22L23 29L22 28H24V26L27 24L26 22L27 21H25V23H22V24H24V26L22 27V28H20L22 25H20L21 24V22L22 21H20V23H19V21H17V23L16 24H18L19 23V28L21 29H18V28H16V26L15 25H13L14 23L12 22V20H14L16 17H14V19L12 18V15L13 16H17L16 14L14 15V13H16L15 11H13V9L14 8H16V7H14L13 5H12V2H14ZM24 1V0H23ZM31 2H32V0H30ZM38 0H37V2H39ZM44 1V0H43ZM46 1V0H45ZM44 1V2H45ZM49 1V2H48ZM59 1L61 2L62 0H58V4H59V6H61L60 5V3H59ZM82 1V0H81ZM102 1V0H101ZM160 1V0H159ZM182 1H184V0H182ZM191 1V0H190ZM194 0H192L191 2H193ZM197 1V0H196ZM196 1L194 2V3H196ZM230 1V0H229ZM229 1H227V0H222V2L220 1V0H207L206 1V7H205V9L206 10H199L198 12H199V16H196L197 14H194L196 17L194 18L195 19V21L197 22V23H195L194 22V24H198L199 26H204L205 24H206V22L208 23V21L210 20V18H211V15H213L214 13H215V11H217L218 9H220V8H222V11H223V13H222V16H219V17H221L220 19H218V23H220V26L222 27L221 29H222V31H223V29H224V31L226 32V26H228V28H230L229 27V24H228V16H227V13L229 12V13H231L232 11H228L227 13H225V10H223V9H225V5L226 4H228V6H229ZM232 2H237V1H233V0H231ZM19 2V3H18ZM29 2V1H28ZM28 2H27V4H28ZM30 2V3H31ZM39 2V3H40ZM52 2H56V1H52ZM51 2V3H52ZM63 2H64V0H63ZM72 2V1H71ZM85 2V4H86V1L84 0L83 1V3ZM112 2V1H111ZM166 4L169 6L170 5V7H172L171 9H173V11L175 10V12H178L177 13V16L179 17V18H181L180 17V14H181V10H182V8L180 7L181 6V4L183 3H181L180 4V0H166ZM185 2V1H184ZM29 3V4H30ZM33 3H35L36 4V2L34 1ZM65 3H67L66 2V0H65ZM65 3H62V5H64L65 6ZM73 3V2H72ZM187 3V2H186ZM185 3V4H186ZM199 3H201L200 1H199ZM198 3V1H197V4H199ZM204 3L205 2H203V6H204ZM242 4L240 5H238V6H242L243 7V9L242 10H244V12L243 11H240L241 13L243 12V13H245L246 12V14H247V21H245L247 24L249 23V21H250V29H249V27H246V28H248L246 31H251V34H248V36H250V38L248 39V42L247 41H245V42H247L246 44L249 46V48H247L248 46L247 45H245V46H247V47H245V46H243V47H245L244 48V53H242V54H238V55H235V53L233 52V50H232V53H234V54H229V55H226L228 58H229V60L226 62L225 61V63L227 64L228 63V67H227V65L226 64H223V66L224 67H222V68H225V65H226V67L228 68V70L230 69V74L228 75V76H230L231 75V73H234V75H233V77L235 78V72H240V70L238 71H236V69H235V65L238 63V65H240V64H242V72H241V74L239 73V78L240 77H242V80H243V76L245 75V77H246V80L245 81H247V84H250V86L249 87H251L252 89L254 88V87H257V89H258V94H253L254 95V97L255 96H259V99L258 100H260L261 102H262V105H258L259 107H260V109L258 108V110L260 111L259 112V117H258V113H255L256 115H257V117L258 118H256L255 117V119H257L256 121H255V119H254V122H255V124H254V126L252 125V123H251V125L253 126V127H251L250 125L248 126V127H250L251 128V130H252V136H251V141L249 140V142L252 144V146L250 145V144H248V142L246 141V140H248V139H246L247 138V133L245 134L246 135V138L245 137H243V132H244V128H245V126H247V125H245V123L246 124H248L247 122H245L244 123V121H246V119H243L242 118V113L243 114H246L245 112H241V111H239L238 113H241L240 115H238V122H239V124H238V122H235L236 120H235V118H234V120L235 121H233V122H235V124H237V125H234V132H227L228 134L229 133H231V134H236V132H238L237 133V136L234 138L232 135H230L229 136V139H230V137H233L232 138V140H233V142L230 144V143H227V144H229V149H228V151H229V153H230V148H232V144H233V149H234V152L233 153H235V156L236 157H238V158H240V156H243V154L246 152L247 153V151L245 150V152L243 153V151H244V146L245 147H247V145H244L246 142V144H248V146L250 145L251 146V148H249V149H251V150H253L252 151V157H250L251 159H252V162H250L251 163V165H250V167H249V164L247 165L248 167H246V166H242L243 167V169H241L239 172H240V177L238 176V174L235 176L236 178H238V179H240L241 180V182L239 181V188H238V190L237 191H239V201H238V204H240L239 206H241V209H242V211L241 212H243V216H244V223H245V221L246 222H248V226H250L251 227V229L250 230H252L253 232H251V234H249V236L250 235H252L253 234V239H251L250 241L248 240V242H246V247L244 248L243 246L244 245H242V247L244 248V250L245 251H247V250H250V256H249V254L247 255V256H249L248 258L246 257V255H245V258H247V259H242V261H241V258H239L240 260H236V262L235 261H231V263L233 262V263H235V264H264V0H243L242 2H241ZM27 4H25L24 3V5H27ZM28 4V5H29ZM47 5V7H45L44 5ZM53 4L54 3H52V6H53ZM68 4V3H67ZM69 4H71L70 3V1H69ZM75 3H73V5H74ZM82 4V3H81ZM142 4V3H141ZM184 4V5H185ZM191 4H193V3H191ZM220 4H222L221 6H220ZM243 4H245V5H243ZM15 5V4H14ZM27 5V6H28ZM34 5V4H33ZM51 5V4H50ZM55 5V4H54ZM73 5L71 4V5H69L70 7L72 6L73 7ZM82 5H84V4H82ZM87 5V4H86ZM93 5V4H92ZM98 5V4H97ZM188 5V4H187ZM196 5V4H195ZM230 5H232V4H230ZM237 5V4H236ZM235 5V6H236ZM21 6V5H20ZM36 6V5H35ZM57 6V5H56ZM85 6V5H84ZM96 6V5H95ZM218 6V7H217ZM234 6V5H233ZM232 6V7H233ZM26 7V6H25ZM30 7H32L31 6V4H30ZM30 7H28V10L30 9ZM62 7V6H61ZM66 7V6H65ZM68 7V6H67ZM77 6L75 5V8H76ZM81 7H83V6H81ZM86 7V6H85ZM87 7H89L88 5H87ZM198 7H199V5H198ZM241 7V8H242ZM21 8V10L22 9H24L22 6L21 7H19L18 9H15V10H19ZM110 8V7H109ZM185 9L187 8V7H184ZM190 8V7H189ZM188 8V9H189ZM204 8V7H203ZM31 9H33V7L31 8ZM82 9V8H81ZM179 9H181V10H179ZM191 9V8H190ZM189 9V10H190ZM195 9V8H194ZM236 9V8H235ZM238 9V8H237ZM239 9H240V7H239ZM27 10V9H26ZM27 10V11H28ZM56 10V14L58 15V13H59V15L62 17L61 19H59V15H58V17H56L57 18V20L56 19H52L53 18V16H52V14H54V11ZM67 10H70L71 11V9H67ZM72 10H76V9H72ZM77 10H78V8H77ZM80 10V9H79ZM83 11L85 10V9H82ZM87 10V9H86ZM85 10V11H86ZM187 10V9H186ZM192 10V9H191ZM190 10V12H192ZM227 10V9H226ZM20 11V10H19ZM179 11H180V13H179ZM196 10H194V12H195ZM221 11V12H222ZM63 12H65V11H63ZM73 12V11H72ZM71 12V13H72ZM75 12V14H77L76 13V11H74ZM141 12V11H140ZM186 12H188V10L187 11H185V13ZM20 13V12H19ZM18 12H17V14H19ZM23 13V12H22ZM28 13H32V10H31V12H28ZM28 13H26V14H28ZM87 13V12H86ZM193 13V12H192ZM217 13V12H216ZM233 13H235V12H233ZM66 14H67V12H66ZM69 14H70V12H69ZM74 14V13H73ZM75 14L74 15H71V16H68V17H70V19L71 20H73V19H75V18H73V16L74 17H76L75 16ZM82 13H81V10H80V15H81ZM83 14H84V12H83ZM190 13L188 12L186 15H189ZM219 14H220V10H219ZM218 14V15H219ZM21 15V14H20ZM29 16H31L30 14H28ZM27 15V16H28ZM32 15H33V13H32ZM50 15L52 16V18L50 17ZM78 16H79V11H78V14H77ZM221 15V14H220ZM229 15H231V14H229ZM23 16V15H22ZM77 16V17H78ZM82 16H84V15H82ZM214 16H216V15H214ZM232 16V15H231ZM230 16V17H231ZM235 16V15H234ZM238 16V15H237ZM19 17V16H18ZM26 16L24 15V18H25ZM32 17V16H31ZM51 18L52 20H56L57 22H52V23H50V24H53V26L54 27H52V28H57L56 29V32L54 31V29L52 30V31H50V30H48V29H46L47 27L49 28V22L50 21H52L51 19L48 21V18ZM54 17V18H55ZM80 17V16H79ZM184 17V16H183ZM190 17V16H189ZM236 17V16H235ZM20 18H21V20H23L24 18H22L21 16H20ZM66 19H67V15H66V17H65ZM86 18V17H85ZM147 18V17H146ZM188 18V17H187ZM187 18H186V20H187ZM212 18H213V16H212ZM232 18V17H231ZM28 19V18H27ZM26 19V20H27ZM59 19V20H58ZM64 19V18H63ZM68 20L67 19V21H71V20ZM77 19V18H76ZM81 19V18H80ZM185 19V18H184ZM230 19V18H229ZM245 19V18H244ZM17 20H19V19H17ZM85 20V19H84ZM91 20V19H90ZM95 20V19H94ZM140 20V19H139ZM214 21L215 20V17L213 18V19H211V21ZM233 20V24H234V22L236 23V21L234 20V19H232ZM237 20V19H236ZM24 21V20H23ZM65 21V20H64ZM63 21V22H64ZM67 21H66V24L65 25H68V27H69V25H70V28H71V24H67ZM77 21V20H76ZM76 21H73V23L74 22H76ZM79 21H81V23H82V20H79ZM86 21H88L87 22V24H85L86 23ZM148 21V20H147ZM188 21H189V19H188ZM193 20H191V22H192ZM243 21V20H242ZM241 21V22H242ZM91 22H93V21H91ZM191 22H189V23H191ZM215 22H216V20H215ZM230 22H231V20H230ZM239 22V21H238ZM28 23V24H29ZM31 23V24H32ZM61 23V22H60ZM72 23V22H71ZM85 23H84V25H89V20H85ZM95 24H97L96 22H94ZM142 23V22H141ZM144 23V22H143ZM153 23V22H152ZM186 23L187 24H189L187 21H186ZM217 23V22H216ZM215 23V24H216ZM240 23V22H239ZM244 23V22H243ZM27 24V25H28ZM55 24V25H54ZM79 24V23H78ZM78 24H76L78 27L80 26V25H82V24H80V25H78ZM92 24V23H91ZM90 24V25H91ZM192 24H193V22H192ZM209 24V23H208ZM215 24H213V25H215ZM26 25V26H27ZM61 27L60 28V30H58V28H59V26ZM75 25V24H74ZM84 25H82L83 27H85ZM94 25V24H93ZM144 25V24H143ZM183 25V24H182ZM198 25H197V27H198ZM211 25H212V22H211ZM217 25V24H216ZM231 25V24H230ZM236 25V24H235ZM237 25H239V24H237ZM242 24H240V26H241ZM244 26H245V24H243ZM13 26V27H12ZM52 26V25H51ZM50 26V27H51ZM76 26V27H77ZM95 26V25H94ZM146 26V25H145ZM148 26V25H147ZM185 26H188V25H185ZM191 26V25H190ZM207 26V25H206ZM12 27V28H11ZM75 27V26H74ZM82 27V28H83ZM141 27V26H140ZM143 27V26H142ZM141 27V28H142ZM150 27H152V26H150ZM149 27V28H150ZM154 27V26H153ZM196 27V26H195ZM207 27H209V26H207ZM207 27H205L206 29H207ZM214 27V26H213ZM217 27L218 26H216V29H217ZM232 27V26H231ZM235 27V26H234ZM237 27V26H236ZM239 27V26H238ZM237 27V30H240L239 28ZM243 27V26H242ZM242 27H241V30H243L242 29ZM81 27H80V29H82ZM87 28V27H86ZM89 28V27H88ZM88 28L86 29V30H88ZM93 28V27H92ZM134 28V27H133ZM144 28V27H143ZM158 28V27H157ZM188 28H189V26H188ZM194 27H192L191 28V30L193 29ZM202 28V27H201ZM69 29V28H68ZM68 29H66V30H68ZM75 29V28H74ZM74 29H71L72 30V34H74V33H80L81 34V32H74ZM90 29V28H89ZM146 29V28H145ZM155 29V28H154ZM184 29H185V27H184ZM190 29V28H189ZM194 29H196V28H194ZM210 29H212V27L210 28ZM216 29H215V31H216ZM234 29V28H233ZM77 30H79L78 28H77ZM147 30V29H146ZM149 31L150 30H152V28H150V29H148ZM188 30V29H187ZM191 30H189L188 32L190 33V31ZM197 30H199L198 28L196 29V33H198L197 32ZM202 30V29H201ZM203 30H205L204 28H203ZM69 31V30H68ZM82 31V30H81ZM89 31V30H88ZM142 31V30H141ZM148 31V32H149ZM183 31H184V33H185V30H182V33H183ZM214 31V32H215ZM217 31H218V29H217ZM223 31V32H224ZM227 31H229V30H227ZM230 31L232 32V30L230 29ZM244 32V33H247V32ZM84 32V31H83ZM83 32H82V34H83ZM144 32H145V30H144ZM147 32V31H146ZM157 32V31H156ZM193 32V31H192ZM213 32V33H214ZM224 32V33H225ZM230 32V34H232ZM237 32V31H236ZM243 32V31H242ZM187 33V32H186ZM185 33V34H186ZM196 33H194L193 32V34H196ZM202 33H203V31H202ZM210 33V32H209ZM212 33V34H213ZM221 33V32H220ZM244 33H241V34H243L244 35ZM77 34V36H78V38H81V37H79V35ZM149 34V33H148ZM222 34V33H221ZM229 34V33H228ZM234 34H235V31H234ZM237 34H239V33H237ZM71 35V34H70ZM86 35V34H85ZM84 34H83V36L84 37H86ZM184 35V34H183ZM202 35V34H201ZM223 35V34H222ZM233 35V34H232ZM231 35V36H232ZM240 35V34H239ZM243 35H242V37H243ZM197 36V35H196ZM204 36V35H203ZM207 36V35H206ZM217 36H219L218 34H217ZM224 36H225V34H224ZM224 36H222V37H220V38H223ZM228 35H227V33H226V36H225V38L227 37ZM230 36V35H229ZM241 36V35H240ZM246 36H247V34H246ZM83 37V38H84ZM88 37V36H87ZM187 37V36H186ZM77 38V37H76ZM82 38V39H83ZM201 38H203V37H201ZM213 38V37H212ZM212 38H211V40H212ZM215 38H216V36H215ZM218 38V37H217ZM232 38V37H231ZM241 38V37H240ZM247 38V37H246ZM86 39V38H85ZM85 39H83V40H85ZM186 39V38H185ZM235 38L233 37V40H234ZM244 39V38H243ZM77 40V39H76ZM87 40V39H86ZM199 40V39H198ZM197 40V41H198ZM213 40H214V38H213ZM213 40H212V42H213ZM216 40H218V39H216ZM215 40V41H216ZM222 40V39H221ZM224 40V39H223ZM240 40V39H239ZM69 41V40H68ZM71 41H73V39L71 40ZM178 41V40H177ZM180 41V40H179ZM187 41H189V39L188 40H186V43H190V42H187ZM195 41H196V39H195ZM195 41H193V42H195ZM203 41V40H202ZM242 41H244V40H242ZM86 42V41H85ZM91 42V41H90ZM89 42V43H90ZM211 42V43H212ZM238 42H240V41H238ZM191 43H192V41H191ZM197 43V42H196ZM199 43H200V41H199ZM226 43V42H225ZM232 43H234L233 41H232ZM242 43H244V42H242ZM60 44V43H59ZM71 44V43H70ZM86 44H88V42L86 43ZM193 44V43H192ZM191 44V45H192ZM198 44V43H197ZM228 44V43H227ZM230 44V43H229ZM236 44V43H235ZM63 45V44H62ZM91 45V44H90ZM90 45L88 46V45H86V46H88V47H90ZM176 45V44H175ZM214 45V44H213ZM217 46H219L218 44H216ZM225 45V44H224ZM224 45H222V46H224ZM232 45V44H231ZM240 44H238L237 46H239ZM244 45V44H243ZM65 46V45H64ZM95 46V45H94ZM93 46V47H94ZM171 46V45H170ZM169 46V47H170ZM173 46V45H172ZM177 46V45H176ZM189 47H190V45H188ZM192 46H194V44L192 45ZM217 46H215V47H217ZM230 46V45H229ZM236 46V45H235ZM234 46V47H235ZM236 46V47H237ZM241 46H242V44H241ZM87 47V48H88ZM91 47H92V45H91ZM174 47V46H173ZM178 47V46H177ZM176 47V48H177ZM197 47H198V45H197ZM211 47V46H210ZM214 47V48H215ZM221 47V46H220ZM226 46H224V48H225ZM67 48V46L65 47V49ZM86 47H84V49H87ZM175 48V47H174ZM194 48H196V45H195V47ZM214 48H213V50H214ZM218 48V47H217ZM223 48V47H222ZM221 48V49H222ZM223 48V49H224ZM227 48L228 49H230V47H228L227 46ZM238 48H240V47H238ZM238 48H235V49H238ZM60 48H58V50H59ZM68 49V48H67ZM95 49H96V47H95ZM95 49H93V50H95ZM170 49V48H169ZM178 49H179V47H178ZM186 49V48H185ZM184 49V50H185ZM199 49V48H198ZM198 49H194L195 51L196 50H198ZM200 49H202V48H200ZM227 49V50H228ZM245 49L247 50V51H245ZM249 49V50H248ZM58 50H57V52H58ZM69 50V49H68ZM68 50H65V51H67V52H69ZM172 50V49H171ZM188 51H189V49H187ZM203 50H205V49H203ZM213 50H211V52L213 51ZM220 50V49H219ZM226 50V49H225ZM226 50V51H227ZM61 51H64V47H63V50L61 49ZM65 51H64V53H63V57H64V55H65ZM96 51V50H95ZM99 51V50H98ZM98 51H96V53H98ZM176 51V50H175ZM188 51L186 52L185 51V55L187 54V55H189L188 54ZM193 51V50H192ZM208 51V50H207ZM206 51V52H207ZM215 51H218V50H215ZM221 51V50H220ZM239 51V50H238ZM66 52V53H67ZM104 52V51H103ZM194 52V51H193ZM202 52H205V51H202ZM209 52H210V50H209ZM221 52H224V51H221ZM220 52V53H221ZM240 52H242V51H240ZM77 53V54H76ZM91 53H93V51H91ZM100 53L101 54H103L101 51H100ZM196 53H200V51L198 50V52H196ZM208 53V52H207ZM227 53H228V51H227ZM58 54V53H57ZM60 54V53H59ZM68 54V53H67ZM94 54V53H93ZM92 54V55H93ZM203 54L204 53H202V55H201V57L203 56ZM216 54V53H215ZM74 55H77L76 57L74 56ZM200 55V54H199ZM206 55V54H205ZM204 55V56H205ZM209 55V54H208ZM214 55V54H213ZM58 56V55H57ZM73 56V57H72ZM93 56H95V55H93ZM96 56H99L100 57V55L99 54H96ZM105 56V55H104ZM203 56V57H204ZM207 56V55H206ZM219 56V55H218ZM218 56H214V57H212V59H211V57L209 56V62H210V64L212 65V63H214V62H216V63H218V62H220L221 61V58H224V57H221L220 59H219V57ZM62 57V58H63ZM99 57H97V58H99ZM189 57V56H188ZM192 57V56H191ZM195 57H197V55L195 56ZM199 57V56H198ZM89 58H91V60H92V57H89ZM87 59V61L89 62V60L90 59ZM96 58V59H97ZM102 58V57H101ZM101 58H99V59H101ZM207 58V57H206ZM57 59V58H56ZM95 59V60H96ZM104 59V58H103ZM197 59V58H196ZM200 59V58H199ZM204 59V61H205V58H203ZM220 61H219V60ZM93 60H94V57H93ZM102 60V59H101ZM217 60H218V62H217ZM241 60V61H240ZM197 61V60H196ZM208 61V59H206V61L205 62H207ZM90 62H93V61H90ZM98 62V61H97ZM198 62V61H197ZM201 62V61H200ZM221 62H224V61H221ZM85 63V64H84ZM94 64H95V62H93ZM93 63H91V64H93ZM199 63V62H198ZM208 63V62H207ZM216 63H215V66H217L216 65ZM89 64V63H88ZM99 62H98V65H94L93 67H95L96 68V66H99ZM201 64V63H200ZM202 64H204V63H202ZM202 64H201V66H202ZM209 64V63H208ZM209 64V65H210ZM196 65V64H195ZM206 66H208V65H206ZM206 66H204V67H206ZM218 66H219V64H218ZM217 66V67H218ZM220 66H221V63H220ZM240 66H238V67H240ZM93 67H92V71L93 70H95V68L93 69ZM199 67H200V65H199ZM211 67V66H210ZM210 67L208 66V67H206V68H208V69H210ZM3 68V67H2ZM99 68H101L100 66L98 67V70H99ZM197 69H198V67H196ZM206 68H204V70H203V72L205 73V70H207ZM212 68H214V66L212 67ZM211 68V69H212ZM221 67H220V69H222ZM1 69V68H0ZM86 69V70H85ZM215 69H217V68H215ZM241 69V68H240ZM213 70V69H212ZM227 70V71H228ZM77 71V72H76ZM80 71V72H81ZM87 73H86V72ZM91 71V72H92ZM199 71L201 72L202 70L201 69H199ZM211 71V70H210ZM223 71V70H222ZM227 71H226V73H227ZM2 72V71H1ZM198 72V71H197ZM209 72V71H208ZM211 72H213L214 73V71H211ZM218 72H221V71H217V73ZM224 72V71H223ZM229 72V71H228ZM93 73V72H92ZM96 73H97V71H96ZM99 73V72H98ZM202 73V72H201ZM201 73H200V75H201ZM206 73H207V71H206ZM210 73V72H209ZM225 73V72H224ZM225 73V74H226ZM245 73V74H244ZM90 74V73H89ZM215 74H216V70H215ZM214 74V75H215ZM222 74V73H221ZM242 74H244V75H242ZM91 76H93V74H90ZM94 75H95V72H94ZM100 75V74H99ZM204 75V74H203ZM202 75V76H203ZM207 75H209V74H207ZM212 75V77H213V74H211ZM220 75V74H219ZM219 75H217V78H219ZM240 75H242V76H240ZM87 76V75H86ZM206 76V75H205ZM221 76V75H220ZM226 76V75H225ZM224 76V77H225ZM228 76H226V78L228 77ZM95 77V76H94ZM206 77H208V76H206ZM212 77H210V75H209V77L208 78H210L209 79V82H211L212 80H211V78ZM224 77H223V79H224ZM237 77H238V74H237ZM244 77V78H245ZM88 78H90V76L88 77ZM93 78V77H92ZM238 78V79H239ZM94 79H96V78H94ZM204 79V78H203ZM214 79H216L215 77H214ZM222 79V78H221ZM237 79V80H238ZM92 80V79H91ZM90 80V81H91ZM139 80H141V79H139ZM227 80V79H226ZM225 80V81H226ZM231 80V78L229 79V81ZM236 81V82H240V84H241V82H245V81ZM89 81V80H88ZM94 82H95V80H93ZM204 81V80H203ZM207 81V80H206ZM218 82H219V80H217ZM216 80H215V83L217 82ZM224 81V80H223ZM222 81V82H223ZM225 81L223 82V83H225ZM138 82H140V81H138ZM218 82L216 83L217 85H218ZM221 82V84H220V86L219 87H221V86H224L223 85V83ZM88 83V82H87ZM86 83V84H87ZM91 83H92V81H91ZM90 83V84H91ZM207 83V82H206ZM212 83H214V82H212ZM214 83V86L216 85ZM220 83V82H219ZM235 83V82H234ZM89 84V83H88ZM93 84V83H92ZM91 84V85H92ZM140 85H141V83H139ZM201 84H205L204 82L203 83H201ZM200 83H199V85H201ZM208 84V83H207ZM207 84L205 85L206 87H208L207 86ZM246 84V86H248ZM83 85V86H82ZM144 85V84H143ZM192 85H194V84H192ZM191 85V86H192ZM228 85H231V83L230 84H228ZM233 85V84H232ZM237 85H239V84H237ZM82 86V87H81ZM89 86V85H88ZM194 86H196V85H194ZM203 86V85H202ZM236 86V85H235ZM242 88L240 89L241 91H242V89H243V91H244V88H243V86H244V84L242 85H240ZM240 86H237V88L236 87H234V85H233V87L232 86H229V87H232V89H234L235 88V91H236V89L238 90L239 89V87ZM137 87H138V85H137ZM188 87V86H187ZM190 87V86H189ZM188 87V88H189ZM199 87H201V86H199ZM198 86L196 87V88H194V89H198L199 88ZM206 87H205V90H208V89H206ZM209 87H211V85L209 86ZM213 87V86H212ZM216 87H218V86H216ZM225 87H227L226 85H225ZM245 87V86H244ZM249 87H246L247 89H249ZM88 88V89H87ZM187 88V89H188ZM202 88H204V87H202ZM215 88V87H214ZM250 88V90H249V92L252 90ZM87 89V90H86ZM140 89V88H139ZM139 89H138V92H139ZM146 89V88H145ZM201 89V88H200ZM200 89H198L199 91H197V92H200ZM213 89V88H212ZM212 89H211V91H212ZM218 89H220V91H222V90H225V89H223L222 87L221 88H218ZM217 89V90H218ZM256 89V90H257ZM140 90H142V86H141V89ZM149 90V89H148ZM147 90V91H148ZM191 90V89H190ZM202 91H203V89H201ZM204 90V91H205ZM210 90V89H209ZM214 90V89H213ZM217 90L215 89V91L217 92ZM240 90H238V91H240ZM254 90V89H253ZM251 91V92H255L256 93V90L255 91ZM164 91V90H163ZM166 91V90H165ZM189 91V90H188ZM192 91H193V87H192ZM191 91V92H192ZM202 91H201V93H202ZM203 91V92H204ZM211 91H210V93H211ZM219 91V90H218ZM228 91H229V89H228ZM227 91V92H228ZM240 91V92H241ZM242 91V92H243ZM116 92V91H115ZM145 92V91H144ZM196 91H195V93H197ZM247 92H248V90H246L245 91V94H247ZM250 92V95L248 94V96L250 97L251 96V93ZM107 93V92H106ZM106 93H104V95H106ZM114 92H112V94H113ZM117 93H119V92H117ZM135 93H137V92H135ZM141 93H142V91H141ZM147 93V92H146ZM145 93V94H146ZM195 93H194V96H195ZM205 94H206V92H204ZM204 93H202V94H204ZM213 93H214V91H213ZM213 93H211V95H213ZM100 94V93H99ZM110 94V93H109ZM140 94V93H139ZM189 94H191L190 96H193L192 95V93H190L189 92ZM198 94H200V93H198ZM217 94H219V93H217ZM230 94V93H229ZM233 94V93H232ZM236 94V93H235ZM234 94V95H235ZM98 95V94H97ZM102 96H103V92H102V94H101ZM115 95V94H114ZM114 95H112L113 97H114ZM137 95V94H136ZM163 95H165V94H163ZM219 95H221V94H219ZM219 95H217L216 97L218 98V96ZM225 95V94H224ZM228 95V94H227ZM231 95V94H230ZM234 95H232V96H234ZM242 95H243V93H242ZM242 95H240L239 97H241ZM253 95L251 96V98L253 97ZM96 96V95H95ZM95 96H93V97H95ZM115 96H119V94L118 95H115ZM141 96H143L142 94L139 96V97H141ZM198 95L196 94V96L195 97H197ZM208 96V95H207ZM214 96V95H213ZM212 96V97H213ZM222 96H223V92H222ZM226 96V95H225ZM92 97V98H93ZM97 97V96H96ZM99 97H100V95H99ZM104 97V96H103ZM102 97V98H103ZM107 97H109V96H107ZM120 98H121V96H119ZM119 97L117 98V99H119ZM146 97H147V95H146ZM148 97H151L150 95L148 96ZM167 97V96H166ZM199 97V96H198ZM202 98H204L203 96H201ZM211 97V96H210ZM238 97V96H237ZM246 97V96H245ZM245 98V99H249V100H252L251 98ZM253 97V98H254ZM110 98L112 99V97H111V95H110ZM116 97H114V99H115ZM225 98V97H224ZM227 98V97H226ZM225 98V99H226ZM235 98V97H234ZM256 98H258V97H255L254 99H256ZM87 99H89V98H87ZM90 99H91V97H90ZM101 99V98H100ZM136 99V98H135ZM141 99H143L142 97H141ZM149 99V98H148ZM147 99V100H148ZM152 98H150V100H151ZM197 99V98H196ZM195 99V100H196ZM200 99V98H199ZM198 99V100H199ZM210 100L212 99V98H209ZM223 98L221 97V100H222ZM225 99H224V102H226L225 101ZM237 100H239L240 98H236ZM121 100V99H120ZM120 100H118V101H120ZM144 100V99H143ZM142 100V101H143ZM153 100V99H152ZM207 100V99H206ZM205 100V101H206ZM213 100V99H212ZM216 100V99H215ZM236 100V101H237ZM241 101L243 100L242 98L240 99ZM239 100V101H240ZM246 100V101H247ZM249 100H248V102H249ZM0 101V102H1ZM107 101H109L108 99H107ZM107 101H104V102H106V104H108V105H110V102H108L107 103ZM141 101V102H142ZM194 101V100H193ZM201 101V100H200ZM208 101V104L210 103L211 104V102H209V100H207ZM235 101V102H236ZM239 101H237L238 103H239ZM255 101H257V100H255ZM84 102V101H83ZM115 103H116V100L114 101ZM146 101H144V102H142V104L144 103V105H146V107H147V104L145 103ZM213 102V101H212ZM216 102V101H215ZM217 102H219V100H217ZM221 102V101H220ZM220 102H219V104H220ZM222 102H223V100H222ZM228 102V101H227ZM226 102V103H227ZM237 102H236V104H237ZM244 102V101H243ZM259 101H257V103H258ZM125 103V102H124ZM140 103V102H139ZM149 103H151V101H149ZM148 103V105H150ZM153 103V102H152ZM156 103H157V101H156ZM201 103V102H200ZM240 103H242V102H240ZM120 104V103H119ZM117 105L118 106V108H120L119 106H121V105H123V104H120V105ZM141 104V103H140ZM199 104V103H198ZM197 104V105H198ZM213 104V103H212ZM218 104V108H219V105ZM222 104V103H221ZM225 103H223V105H224ZM228 104V103H227ZM230 104V103H229ZM236 104H235V107H236ZM249 104H250V102H249ZM261 104V103H260ZM11 105H9V106H7V107H10ZM14 105H12V106H14ZM80 104H78V106H79ZM90 105V104H89ZM101 105H102V103H101ZM105 105V104H104ZM113 105V104H112ZM130 105H131V103H130ZM130 105H128L129 107H130ZM158 105V103L155 105V106H157ZM203 105H204V103H203ZM205 105H206V102H205ZM216 105V104H215ZM223 105L222 106H220V107H223ZM226 105V104H225ZM3 106H5V105H3ZM11 106V107H12ZM73 106H75V105H73ZM103 106V105H102ZM124 106V105H123ZM123 106H121V107H123ZM134 106H135V104H134ZM134 106H132V107H134ZM137 106H138V104H137ZM210 106H212L213 107V105H210ZM230 106H232V105H230ZM243 106V105H242ZM242 106H240V105H238L237 107H236V109L238 108V107H240L241 108V110H243V108H242ZM245 107H247L246 105H244ZM251 106V105H250ZM250 106H249V108H250ZM6 107V108H7ZM10 107V108H11ZM69 107V108H68ZM68 107H66V108H68V109H71V106H68ZM108 107V106H107ZM116 107V106H115ZM124 107H126V106H124ZM136 107V106H135ZM138 107H141V106H138ZM137 107V108H138ZM154 107V106H153ZM199 108H201V105L199 104V106H198ZM204 107V106H203ZM209 107V106H208ZM212 107L211 108H209L211 111H213L212 110ZM227 107V106H226ZM252 107V106H251ZM4 108V107H3ZM13 108L14 107H12V110H13ZM16 108V109H17ZM18 108V109H19ZM87 108V107H86ZM89 108V107H88ZM111 108V106H109V109ZM117 108V109H118ZM128 107H126V109H127ZM145 108V107H144ZM147 108H149V109H151L150 107H147ZM146 108V109H147ZM216 109H217V105H216V107H215ZM225 108V107H224ZM232 110H233V106L232 107H230ZM0 109H2V107H0ZM15 109V108H14ZM120 109H122V110H124L123 108H120ZM134 109V108H133ZM139 109V108H138ZM146 109H142V110H146ZM198 109V108H197ZM202 109V108H201ZM203 109H205V108H203ZM203 109H202V111H203ZM208 109V110H209ZM227 109H229L228 107H227ZM235 109V110H236ZM239 109V108H238ZM255 109H257L256 107H255ZM255 109L253 110L254 112H255ZM3 110V109H2ZM20 110H22V109H20ZM32 110H31V112H32ZM65 110V111H64ZM72 110H74V108L72 109ZM84 110V109H83ZM82 110V111H83ZM106 110H107V108H106ZM112 110H114V108H112L111 109V111ZM135 110V112H137L136 111V109H134ZM196 110V109H195ZM207 109H205V112H206V114H208V115H206L205 113H204V111H203V114H204V116H207L208 118H207V120H206V123H205V125L206 126H203V128L204 127H206V128H208V129H206V128H202V126H201V130H205L206 129V131H204V133L206 132L207 133V136L210 138V139H212V137H214V124L216 123V121H213V119H212V117L210 116V114L212 113V114H214L213 112H211V113H209V112H207L208 111ZM225 110H226V108H225ZM234 110V111H235ZM247 110H248V108H247ZM8 111V110H7ZM14 111V110H13ZM16 111V110H15ZM19 111V110H18ZM64 111V112H63ZM105 111V110H104ZM140 110H138V112H139ZM151 111V110H150ZM152 111H153V108H152ZM151 111V112H152ZM198 111V110H197ZM215 111V110H214ZM218 111V110H217ZM228 111V110H227ZM229 111H231V110H229ZM1 112V111H0ZM3 112V111H2ZM59 112L61 113V115L63 116H59L60 118H61V120L63 121V122H58L59 121V118H58V121H55V116L56 115H59ZM107 112V111H106ZM106 112H105V114H106ZM113 112H115V111H112V112H110V110H109V115L111 116V117H113L114 116V119L115 120H117L116 118H115V114H111V113H113ZM119 112H120V110H119ZM122 113H123V111H121ZM127 112V111H126ZM126 112H124L122 115H126L125 113ZM140 112H142V111H140ZM200 112V111H199ZM199 112L197 113V114H199ZM220 112V111H219ZM232 112V111H231ZM247 112H249V111H247ZM254 112H253V114H254ZM256 112H258L257 110H256ZM27 113V112H26ZM128 113V112H127ZM216 113V112H215ZM233 113V112H232ZM237 113V112H236ZM118 114V113H117ZM131 114V113H130ZM129 114V115H130ZM134 115H136L135 113H133ZM141 114H142V116H141ZM141 114H139L140 115V117L141 118H139V116H138V118L139 119H141L142 121H144V120H147V119H153L152 117H154L155 118V116H153V115H151L152 117H150L149 116V114H147V112H145L144 113V111L141 113ZM158 114V113H157ZM160 114H161V112H160ZM220 114L222 115H224V114H229L228 112L226 113V112H224V113H221L220 112ZM219 114V115H220ZM234 114V113H233ZM232 114V115H233ZM254 114V115H255ZM2 115V114H1ZM6 115V114H5ZM107 116L108 118L110 117V116ZM119 116H120V113L118 114ZM117 115V116H118ZM128 114L126 115L127 117L129 116ZM220 115V116H221ZM231 115V116H232ZM235 115V114H234ZM248 115V114H247ZM255 115V116H256ZM158 116H159V114H158ZM201 116H202V114H201ZM199 117L200 119L201 118H203L204 116H202V117ZM214 116V115H213ZM218 116V115H217ZM229 116V115H228ZM244 116V115H243ZM125 117V116H124ZM130 117H134V116H130ZM130 117H128V120H130L131 121V118ZM215 117V116H214ZM230 117V116H229ZM120 118H121V116H120ZM122 118H123V116H122ZM135 118V117H134ZM137 118V117H136ZM206 118V117H205ZM245 118H248V117H245ZM251 118V117H250ZM250 118H248V119H250ZM111 118H109V120H110ZM127 119V118H126ZM125 118H124V120H126ZM156 119V118H155ZM155 119H154V122H155ZM160 118H157L156 119V121L157 120H159ZM217 119H218V117H217ZM216 119V120H217ZM220 119H221V117H220ZM224 119V118H223ZM225 119H227V117L225 116ZM247 119V120H248ZM42 120V121H43ZM72 120V121H71ZM114 120V121H115ZM120 120V119H119ZM124 120H122L123 122H124ZM135 120H137V119H135ZM203 120H205L204 118H203ZM230 120V119H229ZM251 120V119H250ZM54 121H55V123H54ZM66 121H71L70 123H72V126H74L73 125V121H75V123L74 124H76V128L75 127H72L73 128V130H71V129H68V127H69V125H68V127L65 129V130H61V128H57V127H53L54 125L56 126V124L58 123H60V124H63V123H66ZM111 121V120H110ZM113 121V119H112V121L111 122H114ZM118 121V120H117ZM121 121V122H122ZM160 121V120H159ZM159 121H158V124H159ZM200 121V120H199ZM223 121H225V120H223ZM227 121V120H226ZM249 121V120H248ZM252 121V120H251ZM107 122H108V125L110 124L109 123V121H108V119H107ZM123 122L120 124V121H119V124L122 126V124H123ZM129 122V121H128ZM136 122V121H135ZM140 122L141 121H139V123L138 124H140ZM147 122H151V120H149V121H147ZM153 122V123H154ZM230 123H232V120L231 121H229ZM253 122V123H254ZM104 123H106V121L104 122ZM130 123V122H129ZM137 123V122H136ZM146 123V122H145ZM144 123V125H146ZM201 123H203V122H201ZM219 124H220V122H218ZM218 123H216L217 125H218ZM228 123V122H227ZM103 124V125H102ZM107 124V123H106ZM105 124V125H106ZM126 124H128V123H126ZM138 124H136V125H138ZM141 124H143V122L141 123ZM148 124V123H147ZM229 124V123H228ZM43 125H44V123H43ZM71 125V124H70ZM115 125V124H114ZM149 125V124H148ZM154 125H156L157 126V123L156 124H154ZM119 126V125H118ZM118 126L116 125L115 127L117 128V130H118ZM123 126H124V124H123ZM124 126V127H125ZM216 126V125H215ZM226 126V125H225ZM229 126V125H228ZM227 126V127H228ZM59 127V126H58ZM65 127V126H64ZM114 127V126H113ZM115 127H114V129H115ZM124 127H122V128H124ZM145 127V128H144ZM159 127V126H158ZM48 128V127H47ZM46 128V129H47ZM119 128H120V126H119ZM156 128V127H155ZM215 128H220V126L219 127H215ZM229 128V127H228ZM228 128H227V130H228ZM230 128H231V126H230ZM230 128H229V131H230ZM41 129H42V127H41ZM45 129V130H46ZM49 129V128H48ZM113 129V128H112ZM130 129V130H129ZM157 129H159V128H157ZM221 129V128H220ZM222 129H224V126L222 127ZM246 129V128H245ZM120 130H121V128H120ZM125 130V129H124ZM153 130H154V128H153ZM160 130H161V128H160ZM201 130H200V132H201ZM218 130V129H217ZM217 130H215L216 132H218ZM225 130H226V128H225ZM247 130H250V129H248L247 128ZM250 130V131H251ZM44 131V130H43ZM115 131H116V129H115ZM114 131V132H115ZM119 131V130H118ZM126 131V130H125ZM124 131V132H125ZM155 131V130H154ZM157 131V130H156ZM159 131V130H158ZM203 131H202V133H203ZM222 131V130H221ZM231 131H233V130H231ZM236 131V132H235ZM246 131V130H245ZM41 132V131H40ZM39 132V133H40ZM121 132H123V130L121 131ZM127 132V133H128ZM215 132V133H216ZM222 132H224V130L222 131ZM60 133V132H59ZM156 133V132H155ZM160 133V132H159ZM163 133H165V132H163ZM201 133V134H202ZM227 133H225V135L227 134ZM248 133H250L249 131H248ZM69 134V133H68ZM119 134H120V132H119ZM119 134H117V135H119ZM126 134V132L124 133V135ZM156 134H158V132L156 133ZM224 134V133H223ZM240 134V135H239ZM64 135H67V134H64ZM70 135V134H69ZM116 135V134H115ZM121 135H123V133L121 134ZM147 135H149V134H147ZM159 135V134H158ZM160 135H161V133H160ZM163 135V134H162ZM161 135V136H162ZM204 135V134H203ZM206 135V134H205ZM204 135V136H205ZM221 135V134H220ZM250 135V134H249ZM61 136V135H60ZM59 136V137H60ZM63 136V135H62ZM75 136V137H76ZM152 136V135H151ZM150 136V137H151ZM218 136H219V133H218ZM68 137V136H67ZM153 137V136H152ZM158 137V139L160 138L159 136H157ZM163 137V136H162ZM161 137V138H162ZM220 137V136H219ZM223 137V136H222ZM221 137V138H222ZM225 137V136H224ZM223 137V139H225ZM226 137H228V136H226ZM39 138V137H38ZM66 138V137H65ZM65 138H64V140H65ZM77 138V137H76ZM125 138V137H124ZM127 138V137H126ZM129 138V137H128ZM201 138V137H200ZM214 138H216V137H214ZM213 138V139H214ZM249 139H250V136L248 137ZM63 139V138H62ZM67 139V138H66ZM70 139V138H69ZM72 139V138H71ZM75 139V138H74ZM121 139L122 138H120V141H121ZM154 139H155V141L156 140H158V139H156L155 137H154ZM223 139H221V140H223ZM45 140V139H44ZM73 140V139H72ZM71 140V141H72ZM77 140V139H76ZM116 140V139H115ZM119 140V139H118ZM118 140H116V141H118ZM127 142H128V140L127 139H125ZM217 140H219V139H217ZM226 140H228V139H226ZM225 140V141H226ZM74 141V140H73ZM72 141V142H73ZM119 141V142H120ZM155 141H153L152 142V144H154V146H157V145H155V144H157V143H155ZM162 141H163V139H162ZM164 141H165V139H164ZM164 141H163V143L162 144H164ZM210 141V140H209ZM208 140H207V142L208 143H210ZM215 140H213L212 142L213 143H216V142H214ZM228 141H230V140H228ZM246 141V142H245ZM124 142V141H123ZM131 141H130V138H129V143H130ZM161 142V141H160ZM202 142H205V141H203L202 140ZM207 142H206V147H205V149L207 148ZM37 143V142H36ZM62 143V142H61ZM112 143H113V145H112ZM125 143V142H124ZM212 143V144H213ZM217 145H219V144H222V143H220V142H218L217 141ZM120 144V143H119ZM126 144H128V143H126ZM152 144H150V145H152ZM203 144V143H202ZM205 144V143H204ZM225 144V143H224ZM224 144H222V145H224ZM129 145V144H128ZM127 145V146H128ZM214 145V144H213ZM118 146V145H117ZM116 146V147H117ZM119 146H121V145H119ZM122 146L123 147H125V149L126 148H128L129 150H130V146L131 145H129V147H127V146H125L124 144H122ZM153 146V147H154ZM158 146H159V144H158ZM160 146H162L163 148H164V146L163 145H160ZM208 146H210V145H208ZM214 146H216V145H214ZM214 146H212L213 148H214ZM231 146V147H230ZM211 147V146H210ZM211 147V148H212ZM219 147V146H218ZM222 148H223V146H221ZM118 148V147H117ZM156 149H158V147H155ZM204 148V147H203ZM210 148V149H211ZM212 148V149H213ZM248 148V147H247ZM110 149V151L112 152V153H110V151H106V150H109ZM119 149V148H118ZM117 149V151H119ZM125 149H122V151L123 150H125ZM156 149H154V150H156ZM162 149V148H161ZM160 149V150H161ZM209 148H207V150H208ZM212 149L210 150V151H212ZM214 149H216V148H214ZM153 150V151H154ZM248 150V149H247ZM122 151H120V152H122ZM126 151V150H125ZM125 151H123V152H125ZM128 151V150H127ZM126 151V152H127ZM151 151V150H150ZM169 151V150H168ZM204 151V150H203ZM209 151V150H208ZM207 151V152H208ZM216 151H218V152H222V151H219V149L217 150L216 149ZM216 151H213V152H216ZM224 151H227V150H224ZM223 151V152H224ZM227 151V152H228ZM250 151V150H249ZM107 152H108V154H107ZM122 152V153H123ZM149 152V151H148ZM155 152V151H154ZM153 152V153H154ZM161 152H164V151H161ZM160 152V153H161ZM204 152H206V150L204 151ZM232 152V151H231ZM152 153V152H151ZM152 153V154H153ZM157 153H158V151H157ZM226 153V152H225ZM232 153V155H233V159H234V154ZM243 153V154H242ZM245 153V154H246ZM90 154V155H91ZM123 154H125V153H123ZM205 154V153H204ZM207 154V153H206ZM205 154V155H206ZM215 154H218V153H215ZM245 154H244V156H245ZM247 154H249V152L247 153ZM118 155V154H117ZM116 155V156H117ZM125 155H127V154H125ZM157 155V154H156ZM218 155H220V154H218ZM218 155H216V157H218ZM223 155V154H222ZM225 155V154H224ZM223 155V156H224ZM231 155V154H230ZM116 156L114 157V158H116ZM119 156V155H118ZM124 156V155H123ZM128 156V155H127ZM164 156V155H163ZM162 156V157H163ZM208 157H210L209 155H207ZM227 156V155H226ZM248 155H246V157H247ZM250 156V155H249ZM146 157H148V158H146ZM156 157V156H155ZM155 157L153 156V158L154 159H152V157H151V159L154 161V160H156L155 159ZM158 157H159V154H158ZM205 158H206V156H204ZM207 157V158H208ZM215 157V158H216ZM231 157V156H230ZM246 157H241V158H246ZM121 158V157H120ZM120 158H119V160H120ZM204 158V159H205ZM212 158H214V157H212ZM220 158H222L221 156H219V159ZM229 158V157H228ZM238 158H237V160H236V162H238ZM240 158V159H241ZM248 158V157H247ZM246 158V159H247ZM249 158V159H250ZM118 159V158H117ZM122 159V158H121ZM127 159V158H126ZM151 159H149V160H151ZM158 159V158H157ZM161 159V158H160ZM203 159V158H202ZM202 159H201V161H202ZM209 159H211V158H208L207 159V161L209 160ZM222 159H224V157L222 158ZM226 159V158H225ZM224 159V161H226ZM239 159V160H240ZM248 159V160H249ZM250 159V160H251ZM123 160V159H122ZM122 160H120V161H122ZM168 160V159H167ZM206 160V159H205ZM216 160V159H215ZM228 160V159H227ZM230 160V159H229ZM229 160L227 161V162H229ZM232 160V159H231ZM235 160V159H234ZM234 160L232 161V162H230V163H232V164H234L235 162H234ZM243 159H241V161H242ZM157 161H159V159L157 160ZM161 161H163V160H161ZM224 161H222V162H224ZM245 161V160H244ZM244 161H242L239 165H242V163L244 162ZM155 162V161H154ZM160 162V161H159ZM205 161H203V163H204ZM210 162V161H209ZM213 162H215L216 163V161H213ZM247 162V161H246ZM245 162V163H246ZM249 162V161H248ZM162 164L163 163H165V162H161ZM199 163H201V162H199ZM203 163H201L202 165H203ZM208 163V162H207ZM210 163H212V160H211V162ZM209 163V164H210ZM239 163V162H238ZM245 163H244V165H245ZM153 164V165H152ZM158 164V163H157ZM157 164H155V166L157 165ZM162 164H161V166H162ZM168 164V163H167ZM217 164V163H216ZM216 164H215V166H216ZM227 164V163H226ZM158 165H160V164H158ZM207 165V164H206ZM205 164L203 165V166H206ZM213 165V164H212ZM211 165V167H212V169H213V166ZM219 165V164H218ZM217 165V166H218ZM221 165V164H220ZM220 165H219V167H220ZM236 165H237V163H236ZM235 165V166H236ZM238 165V166H239ZM119 166H121L122 167V169H121V171L123 170L124 171V174L123 175H125L124 177H120L121 179V181L119 182V183H114L113 185L112 184H109L108 182H106L107 180H110V179H112L114 176V174H118V172H119ZM161 166H160V169H161ZM216 166V167H217ZM226 166V168L225 167H223V170L224 169H227V165H225ZM233 166V169L234 168H236V169H238L237 168V166L236 167H234V165H232ZM157 167H159V166H156L155 168L157 169ZM163 167V166H162ZM211 167L209 168L208 167V169L207 170H209L210 171V169H211ZM229 167H231V165L229 166ZM241 167V168H242ZM154 168V167H153ZM199 168V167H198ZM202 168V167H201ZM201 168H200V170H201ZM92 169V168H91ZM155 169V170H156ZM159 169V168H158ZM164 169V168H163ZM203 169V168H202ZM211 169V170H212ZM214 169H215V167H214ZM233 169H229L230 170V172H228L229 173V175H230V173H231V171H233ZM135 170V171H134ZM203 170H205V168L203 169ZM206 170V171H207ZM216 170V169H215ZM219 170V169H218ZM222 170V169H221ZM221 170H219V171H221ZM222 170V173L224 172V173H226V171H223ZM228 170V169H227ZM123 171H122V173H123ZM162 171V170H161ZM151 172V171H150ZM203 172L204 171H202V174H203ZM214 173H215V171H213ZM217 173H215V175L217 174V176L218 175H220L219 173H218V171H216ZM120 173V172H119ZM131 173V174H130ZM152 173H153V171H152ZM199 173H201V171H199ZM199 173H196V174H199ZM206 172H204V174H205ZM209 173V172H208ZM221 173V172H220ZM234 173H235V170H234ZM236 173H238V171L236 172ZM235 173V174H236ZM135 174V173H134ZM133 174V175H134ZM137 175H139L140 176V173H136ZM146 174V173H145ZM153 174H155V172L153 173ZM156 174H160V173H156ZM232 174V173H231ZM151 175V174H150ZM208 175V174H207ZM211 175H213L212 174V172H211ZM214 175V176H215ZM234 175V174H233ZM118 176V175H117ZM116 176V177H117ZM154 176V175H153ZM153 176H151V177H153ZM158 176V175H157ZM156 176V179L157 178H159V177H157ZM162 176V175H161ZM160 176V178L162 179V177ZM199 176V179H200V175H198ZM204 177L206 176V175H203ZM209 177H210V173H209V175H208ZM214 176H212V177H214ZM228 176V175H227ZM232 176V175H231ZM230 176V179L228 178L227 180H231L232 179V177ZM238 176V177H237ZM130 177H132V176H130ZM150 177V176H149ZM149 177H147V178H149ZM220 177V176H219ZM219 177H215V178H217V182H218V180H220L219 179ZM147 178H144V180L145 179H147ZM154 178H155V176H154ZM153 178V181H155V179ZM207 177H205V179H206ZM214 178V179H215ZM222 178H224V180H226V178H225V174H224V177H221V179ZM150 179V178H149ZM209 180H210V178H208ZM213 179V178H212ZM234 179V178H233ZM232 179V180H233ZM130 180V179H129ZM157 180H159V179H157ZM207 180V179H206ZM224 180H223V182H224ZM226 180V181H227ZM237 179H235L234 180V184H235V181H236ZM145 181H148V180H145ZM211 181V180H210ZM216 181H214V184H215V182ZM225 181V182H226ZM238 181V180H237ZM162 182V181H161ZM222 182V183H223ZM127 183V184H126ZM145 183V182H144ZM149 183V186H151L150 185V183L152 184V181L150 180V182H148ZM147 182H146V184H148ZM163 183V182H162ZM182 183V182H181ZM213 182L211 181V186H213V184H212ZM220 183V182H219ZM219 183H216V184H218L219 185ZM229 183H231V181H229ZM228 183V184H229ZM146 184L144 185V186H146ZM153 184H154V182H153ZM155 184H156V182H155ZM180 184V183H179ZM215 184V185H216ZM224 184V183H223ZM232 184V183H231ZM233 184V185H234ZM238 184V183H237ZM132 185V184H131ZM134 185V184H133ZM214 185V186H215ZM217 185V186H218ZM236 185V184H235ZM148 186V185H147ZM148 186V187H149ZM224 187H228V186H225V184L223 185ZM232 186V185H231ZM238 186V185H237ZM139 187H141V186H139ZM152 187V186H151ZM216 187V186H215ZM215 187H213L214 188V190L216 191V189H215ZM230 187V186H229ZM235 187V186H234ZM142 188H144V187H142ZM154 188V187H153ZM217 188V187H216ZM218 189V188H217ZM231 189V191L234 189V188H230ZM236 189H237V187H236ZM127 190V191H126ZM149 190V189H148ZM147 190V191H148ZM219 190H220V187H219ZM218 190V191H219ZM228 190V189H227ZM235 190V189H234ZM146 191V192H147ZM215 191H214V193H215ZM224 191V190H223ZM229 191V190H228ZM183 192V191H182ZM227 192V191H226ZM184 193V192H183ZM219 193V192H218ZM229 193V192H228ZM150 194V193H149ZM186 194V193H185ZM217 194V193H216ZM216 194H215V196H216ZM221 194V191H220V193H219V195ZM223 194V193H222ZM231 194V193H230ZM234 194H235V192H234ZM189 195V194H188ZM213 196H214V194H212ZM211 195V196H212ZM229 195V194H228ZM181 196V195H180ZM223 196V195H222ZM225 196V195H224ZM231 196H233V195H231ZM234 196H236V195H234ZM238 196V195H237ZM237 196H236V198H237ZM178 197H179V195H178ZM219 197V196H218ZM217 197V198H218ZM221 197V196H220ZM220 197L218 198L219 199V201H220ZM230 197V196H229ZM211 198H213V197H211ZM216 198V199H217ZM221 198H223V197H221ZM227 198V197H226ZM232 198H234V197H231V199ZM178 199V198H177ZM181 199V198H180ZM209 199V198H208ZM231 199L229 200V202L231 201ZM215 200V199H214ZM236 200V199H235ZM207 201V200H206ZM219 201L217 202V200H216V204H218L219 203ZM234 201V200H233ZM180 202H181V200H180ZM193 202V201H192ZM223 202H225V199L223 200ZM178 203V202H177ZM208 203H209V201H208ZM211 203H213L214 204V206H216L215 205V202H212L211 201ZM221 203H222V200H221ZM232 203V202H231ZM235 203V202H234ZM233 203V204H234ZM224 204H227V203H224ZM230 204V203H229ZM237 203H235L234 205H236ZM234 205H233V207H234ZM209 206V205H208ZM214 206H213V208H214ZM220 206H222V205H220ZM229 206V205H228ZM228 206H226L225 205V209H226V207H228ZM232 206V205H231ZM239 206H238V208H239ZM131 208V207H130ZM190 208V207H189ZM208 208V207H207ZM212 208V207H211ZM238 208H237V210H235V211H237L238 212ZM219 209H221V207L219 208ZM224 209V210H225ZM208 210H212V209H209L208 208ZM207 210V211H208ZM215 210V209H214ZM227 211H228V208L226 209ZM213 211V210H212ZM240 211V210H239ZM219 212H221L220 210H219ZM233 212V211H232ZM231 212V213H232ZM240 212V213H241ZM206 213H210L211 214V212H206ZM213 213H215V212H213ZM223 213V212H222ZM240 213H238V214H240ZM221 214V213H220ZM228 214V213H227ZM235 214V213H234ZM214 215V214H213ZM216 215V214H215ZM217 215H219V213L217 214ZM228 215H230V214H228ZM209 216V215H208ZM211 216H212V214H211ZM223 216V215H222ZM242 216V215H241ZM225 217H226V215H225ZM229 217V216H228ZM205 218V217H204ZM208 217H206V219H207ZM210 218H212V220H213V217H210ZM223 218V220L224 219H226V218H224V217H222ZM222 218H220L221 220H222ZM230 218V217H229ZM231 218H232V216H231ZM236 218H237V216L233 219V221L234 220H236ZM239 218V217H238ZM238 218H237V220H238ZM41 220V219H40ZM205 220V219H204ZM208 220V219H207ZM220 220V221H221ZM236 220V221H237ZM214 221H215V217H214ZM217 221H218V219H217ZM226 221V220H225ZM224 221V222H225ZM231 221H232V219H231ZM41 222L42 223H44V220H41ZM174 222V221H173ZM223 222V221H222ZM222 222H218L219 224H221ZM228 222H229V220H228ZM238 222V221H237ZM241 222V221H240ZM26 223H28V222H26ZM25 223V224H26ZM212 223H213V221H212ZM214 223H216V222H214ZM217 223V224H218ZM225 223H227V222H225ZM224 223V224H225ZM235 223V222H234ZM239 223V222H238ZM241 223H243V222H241ZM243 223V224H244ZM45 224H48V220H46L45 221ZM204 224V223H203ZM209 224V223H208ZM210 224H211V222H210ZM209 224V225H210ZM240 224V223H239ZM212 226H213V224H211ZM227 225V224H226ZM232 225H233V223H232ZM232 225H228V226H230V227H232ZM238 225V224H237ZM211 226V228H209L210 230L212 229L213 230V228L214 227H212ZM221 226V225H220ZM246 226H247V224H246ZM173 227V226H172ZM204 227H208V226H204ZM203 227V228H204ZM222 227H223V224H222ZM238 227V226H237ZM241 227L243 228V229H241V230H243L244 231V227H245V225H244V227L241 225ZM201 228V227H200ZM202 228V229H203ZM216 228V227H215ZM226 228H228V227H226ZM225 228V229H226ZM234 228V227H233ZM198 229V228H197ZM208 229V228H207ZM206 229V230H207ZM219 229H221L220 227L218 228V230ZM224 229V228H223ZM238 229V228H237ZM247 229H249V228H247ZM247 229H245V230H247ZM200 230V229H199ZM205 230V229H204ZM203 230V231H204ZM212 230H211V232H212ZM235 231H236V229H234ZM193 231H195V230H193ZM208 231V230H207ZM207 231H205V233H207ZM214 231H215V229H214ZM221 231V230H220ZM229 231V230H228ZM227 231V232H228ZM230 231H232L231 230V228H230ZM238 231V230H237ZM198 233H199V231H197ZM216 232V231H215ZM214 232V233H215ZM222 232V231H221ZM233 232L234 231H232V234H233ZM239 232V231H238ZM242 232V231H241ZM188 233H191L192 234V230H190V232H188ZM194 233V232H193ZM213 233V234H214ZM218 233V232H217ZM225 232L223 231V234H224ZM230 232H228V234H229ZM184 234H186V233H184ZM191 234H188V236L190 235L191 236ZM194 234H196V233H194ZM201 234H202V231H201ZM209 234V233H208ZM213 234H212V236H213ZM219 234H222V233H218V235ZM239 234V233H238ZM198 235V234H197ZM203 235H205V234H203ZM211 234H209L208 236H210ZM227 235V234H226ZM242 235V234H241ZM186 237H188L187 236V234L185 235ZM189 236V237H190ZM192 236H193V234H192ZM196 235H194V237H195ZM200 236V238H201V236L202 235H199ZM220 236V235H219ZM236 236V235H235ZM246 236H248V235H246ZM246 236H245V238H246ZM248 236V237H249ZM205 238H206V240H207V237H206V235L204 236ZM213 237H216V233L214 234V236ZM213 237H211V239L213 238ZM222 236H220V238H221ZM223 237H224V235H223ZM228 238H229V236H227ZM226 237V239H228ZM247 237V238H248ZM251 237V236H250ZM192 238V237H191ZM191 238H190V240H191ZM197 238H199V237H197ZM199 238V239H200ZM204 238V239H205ZM208 238H210V237H208ZM217 238H218V236L216 237V240H217ZM244 238V237H243ZM176 239V238H175ZM182 239V238H181ZM198 239V240H199ZM210 239V240H211ZM214 239V238H213ZM211 240V241H214V240ZM225 238H223V240H224ZM242 239V238H241ZM186 241H187V239H185ZM189 240V241H190ZM196 240V239H195ZM195 240H192V241H194L195 242ZM201 240V239H200ZM218 240H220V239H218ZM222 240V241H223ZM231 240H232V238H231ZM246 240V241H247ZM63 241V240H62ZM65 241V240H64ZM181 241V240H180ZM188 241V242H189ZM192 241H191V243H192ZM208 241V240H207ZM233 241L234 240H232L231 242L233 243ZM239 241V240H238ZM241 241H243V240H241ZM172 242V241H171ZM175 242V241H174ZM185 242V241H184ZM201 242V241H200ZM204 242H205V240H204ZM217 242H219V241H217ZM224 242H226L225 240H224ZM236 242V241H235ZM240 242V241H239ZM69 245L68 246H66V248L64 249L65 250V252H66V257H65V260H64V263H67V262H74V261H77L76 260V257H77V253H78V250H76V248H77V246L76 247H74V246H71V241H69ZM164 243H166L167 244V242H164ZM178 243V242H177ZM176 243V244H177ZM181 243V242H180ZM182 243H183V240H182ZM197 243H198V241H197ZM206 243V242H205ZM241 243V242H240ZM243 243H245V242H243ZM165 244V245H166ZM190 244V243H189ZM188 244V245H189ZM208 244V243H207ZM206 244V245H207ZM211 244V243H210ZM218 244H220V242L218 243ZM222 244V243H221ZM220 244V246H222ZM224 244V243H223ZM226 244V243H225ZM229 244H231L230 243V239H229ZM236 244H238V243H236ZM191 245V244H190ZM190 245L188 246V247H190ZM193 245V244H192ZM199 245H201V243L199 244ZM199 245H198V247H199ZM205 245V246H206ZM209 245V244H208ZM211 245H213V244H211ZM214 245H215V243H214ZM234 245V244H233ZM241 245V244H240ZM239 245V246H240ZM163 246V245H162ZM167 246V245H166ZM184 246V245H183ZM185 246H186V244H185ZM195 246H196V244H195ZM218 246V245H217ZM220 246H218L219 248H220ZM227 246V245H226ZM232 246V244L230 245V247ZM235 246V245H234ZM233 246V247H234ZM164 247V246H163ZM175 247H176V245H175ZM182 247V246H181ZM181 247H180V249H179V247L177 248V250H174V252L175 251H178V249L179 250H181L182 252H184L185 251V249L183 250V249H181ZM201 247H202V245H201ZM209 247L210 248H212V249H214V247H212V246H210L209 245ZM236 247V246H235ZM155 248V247H154ZM195 248V247H194ZM208 248V247H207ZM232 248V247H231ZM237 248V247H236ZM156 249V248H155ZM166 249V248H165ZM164 249V251H167V249H169L168 247H167V249L165 250ZM172 249V248H171ZM189 249V248H188ZM188 249H187V251H188ZM218 249V248H217ZM217 249H215L216 251H217ZM228 249H229V245H228ZM227 249V250H228ZM233 249V248H232ZM235 249V248H234ZM190 250V249H189ZM192 250H195V249H193V247H192ZM201 250H203L202 248H201ZM207 250H209V249H207ZM207 250H205V251H207ZM211 250V249H210ZM219 250V249H218ZM223 250V248L221 249V251ZM225 250V249H224ZM229 250H231V249H229ZM238 250H240V247H239V249ZM237 250V251H238ZM241 251V252H244L245 253V251ZM138 251V250H137ZM156 251L157 250H154V249H152V248H150V249H148V251L145 253L144 251H141L140 250V252L138 253V254H141V256H148V257H150L151 259H156V258H158V254L156 253ZM180 251V252H181ZM182 252H181V254H179V255H182ZM192 252L193 251H191V254H192ZM196 252H197V250H196ZM195 251H194V253H196ZM199 252V251H198ZM202 252V251H201ZM207 252H209V251H207ZM229 252V251H228ZM249 252V251H248ZM169 253V252H168ZM179 253V252H178ZM188 253V252H187ZM220 253V252H219ZM230 254L229 255H231V253L232 252H229ZM234 253H235V251H234ZM244 253H243V255H244ZM174 254V253H173ZM186 253H184L183 255H185ZM189 254H190V252H189ZM211 254V251H210V253H209V255ZM228 254V253H227ZM246 254V253H245ZM63 255V254H62ZM130 255L133 257V256H135L136 255V252L134 251V252H132V253H130ZM168 256H171L172 257V254L170 255V253L169 254H167ZM193 255V254H192ZM195 255H197V254H195ZM201 255H203V253L201 254ZM200 255V256H201ZM221 255H223V254H221ZM220 255V257H222ZM228 255V256H229ZM234 255L235 254H233V256L231 255V257H234ZM237 255V254H236ZM240 255V254H239ZM242 255V254H241ZM165 256V255H164ZM163 256V257H164ZM178 256V255H177ZM186 256H188V255H185V257ZM191 256V255H190ZM223 256H225V255H223ZM174 257H176V256H174ZM173 257V258H174ZM180 257V256H179ZM197 257H199L198 255H197ZM196 257V258H197ZM202 257V256H201ZM200 257V259H202ZM210 257V256H209ZM208 256H207V258H209ZM231 257L229 258V259H231ZM240 257V256H239ZM138 258V257H137ZM142 258V257H141ZM149 258V259H150ZM165 259L166 258H168V257H164ZM164 258H162V259H164ZM170 258V257H169ZM173 258H170L171 260L173 259ZM188 258V257H187ZM193 258H194V256H193ZM192 258V259H193ZM211 258H213V255H211V257H210V259ZM215 258V257H214ZM218 258V257H217ZM164 259V260H165ZM176 260H177V258H175ZM183 259H184V257H183ZM189 259V258H188ZM191 259V258H190ZM199 259V260H200ZM205 259H206V257H205ZM220 259H222V258H220ZM228 259V258H227ZM228 259V260H229ZM233 260H234V258H232ZM236 259H237V257H236ZM170 260V261H171ZM179 260H182V256H181V259H179ZM187 260V259H186ZM197 260V263H199V261H198V259H196ZM212 260H214V259H212ZM217 260V259H216ZM157 261V260H156ZM158 261H160V260H158ZM193 261H194V259H193ZM206 261V260H205ZM215 261V260H214ZM214 261H212V262H214ZM219 261V260H218ZM220 261H222V260H220ZM223 261H225V260H223ZM222 261V262H223ZM230 261V260H229ZM241 261V262H240ZM166 262V261H165ZM164 262V263H165ZM167 262H169L168 261V259H167ZM166 262V263H167ZM175 262V261H174ZM182 262H183V260H182ZM182 262H180L179 261V263H182ZM186 262V264H187V262L188 261H184L183 263H185ZM189 262H190V260H189ZM188 262V263H189ZM202 262V264H203V260L201 261L200 260V263ZM209 262V261H208ZM208 262H207V264H208ZM217 262V261H216ZM221 262V263H222ZM77 263V262H76ZM158 263V262H157ZM160 263V262H159ZM163 263V262H162ZM171 263V262H170ZM178 263V262H177ZM182 263V264H183ZM194 264H195V262H193ZM205 263V262H204ZM211 263V262H210ZM223 263H225L226 264V261L225 262H223ZM229 263V262H228ZM232 263V264H233ZM85 264V263H84ZM92 264V263H91ZM172 264H173V261H172ZM190 264V263H189ZM213 264V263H212ZM215 264V263H214ZM217 264H219V263H217ZM230 264V263H229Z\"/></svg>","mask_w":264,"mask_h":264}]
</instances>
